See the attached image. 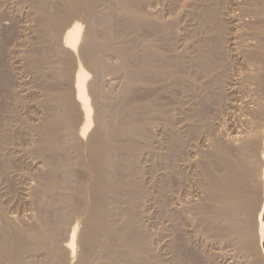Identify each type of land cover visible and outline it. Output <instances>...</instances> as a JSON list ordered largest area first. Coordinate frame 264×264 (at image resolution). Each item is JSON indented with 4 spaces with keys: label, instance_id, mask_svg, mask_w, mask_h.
<instances>
[{
    "label": "bare ground",
    "instance_id": "1",
    "mask_svg": "<svg viewBox=\"0 0 264 264\" xmlns=\"http://www.w3.org/2000/svg\"><path fill=\"white\" fill-rule=\"evenodd\" d=\"M7 1V0H6ZM9 1V0H8ZM29 1H31L32 2V6H33V8H31V9H33V10H35V15H32V14H30V13H32V11H29L30 13V18H31V15L32 16H34V19H30L29 21H30V23H27L26 24V22H25V29H27V31L29 30V32H30V30H32V29H34L33 31H35V29L37 30V31H40V32H42L43 33V35H44V41H50V38H52V41H54L55 40V42H54V44H52L53 46V49L54 50H49V46H46V43L44 44V45H42V46H45L46 47V49H47V47H48V49H47V51H45L44 49V52H46V54H48V53H50L49 51H54L55 52V50H57V52H55L54 54H55V56H56V53L58 54V58H56L55 56H54V54H53V56H52V58H51V56L49 57V56H45V58L47 59V58H51L50 59V63L52 64H48V62H47V64L50 66V68L53 66L54 67V65L56 64L55 62H56V60L54 61L53 60V57L54 58H56L57 59V61L59 62V63H61V64H63L64 66H62L63 68L58 72L61 76H63V77H65L66 78V82H67V79H68V85L66 86V87H64L62 90H57V87L55 88V89H53V88H47V87H50V85L52 86L53 84H50L49 86H46V82H45V86H46V90H45V92H44V94H43V92H40L42 95H43V98H45L44 97V95L46 96V98H45V102H46V105H47V110L49 111V114L48 113H46V114H48V116L46 117V118H43L42 119V117L45 115H43V116H39L38 117V121L37 122H35L34 123V126H33V131H35V133L38 135V138L36 139H34V137H33V139H34V142H38V145H37V152L39 153H37L39 156H44L45 158H46V163H48V169H46L43 173H41L40 175L38 174V173H35L34 171V173L35 174H31V173H33V172H28V174H27V172L25 173V176H26V174L27 175H30L31 176V182H28V180L27 181H25L24 182V176H23V179L22 178H19V180L20 179H22L21 181H23L24 183V185H25V183L27 182L28 184H29V186L28 187H25V188H23V189H26V190H29V188H30V190L31 191H29V192H32V190H33V192L34 191H36L37 193V197H39V194H40V197L38 198V199H35V198H33V196H30V195H33V193L32 194H30V193H27V191H26V193H27V196L24 198V199H26L27 201H29L31 204L33 203L34 204V206L32 207H30V205H29V208L27 207V206H24V207H27V208H23L24 210H26V209H28L29 210V212H28V210H27V212L25 213V214H27L28 213V220H27V222L29 221V220H31V219H29V218H32L33 219V221L35 222V225H33V226H31V227H28L27 225H28V223L25 221V220H23V218L25 217H23L22 218V220H23V222H21L22 224L24 223V222H26L27 223V225L25 224V226H27V227H24V226H21V223H19L20 221V214L23 212L24 213V211H23V209H21L22 210V212L20 213V214H17V213H15V215L14 214H11V215H9L8 213H10L9 211H5V210H7V207L5 206L4 208H2V205H1V203H3V202H0V210H1V212L2 213H4V216L6 217V219L5 220H7V221H4V220H1V218H0V225H3V223L4 222H6L5 224H7V225H3V226H5V227H3V226H1V232H0V264H18V262L19 263H21L22 261L24 262V264H26L25 262L27 261V258L28 257H26V261H24V260H22L21 261V259H24L25 258V256H29V254H31L29 257H35V259L34 260H32V261H34V263L35 264H116L115 263V256L117 255L118 256V254H123V255H127L126 257H128V262H130V263H132V264H159V263H157V262H155V261H152L151 259H149V257H150V255L148 254V252L150 253V251L151 252H153V249L152 248H149V246H151L149 243L150 242H147V240L149 241L150 239L149 238H151L152 237V235H153V233H151L152 235L150 236V237H147V231H145L146 233H143V232H139L138 234H137V236L135 237V238H133L134 236H131L130 238L128 237V234H130V232H129V229L131 228V223H133V222H131L130 220L133 218L132 217V214L134 213V212H139V211H132V206H134L135 204H139L140 205V203H136V201H137V198H138V196L140 195V194H143V193H145V192H147L149 189L148 188H146L147 190H145L142 186H144L143 184H147V183H145V181L142 183H140V184H142V185H140L139 183V185L137 184V183H134V178L130 181V182H125V181H123V179H120L119 177H118V174L120 173V170H119V166H116V164L117 163H115L117 160H116V158H117V156L119 155V153L120 152H123V153H125L126 152V154L128 155V156H133L135 153H136V151H137V148H138V146H136L135 144H133L132 142H130V141H121L120 140V137L122 136V135H136L137 137H139L138 136V134H144V132H145V130H144V128H143V126L139 123V121L137 120V119H141L140 117H139V115H141L142 116V114H139L138 115V117L139 118H137V119H131V118H134L133 116H131V118L129 117V115H127L130 119H128L127 117L126 118H124L123 117V114H124V111L122 112V109H120V108H118L120 105H123V103H121V101L119 102L120 104H118L117 102L118 101H116V103H114V105L115 104H118V106L117 105H115V106H117V109L114 111V110H111V111H109V114L110 115H112L113 117H114V120L115 121H113L112 122V120L110 121V122H112V124L111 125H109L106 121H98L97 123V125H95V121H94V118H95V116H94V113H95V110H96V108H98L97 107V105L95 106V102H94V99L95 100H97L98 98V100H100L99 102L100 103H98L99 105H100V107H106V104L108 103L107 101H108V95H107V93L108 92H105V90H104V88L102 87V85H101V83H99L97 80H95V77L96 76H98L99 74H100V76L102 75V74H104L105 75V73H99V72H97V71H99L100 70V68H103V66L105 65V62L107 61V60H109V59H107L105 62H104V60H103V58H107L106 57V55H102V54H105V53H102L103 51H106V50H113L114 48H115V40H117V39H115L114 40V37H112L113 39H112V41L110 40V39H107V41H111V42H109V43H106L105 41H100V40H98L97 38H96V36H95V34L97 35L99 32H100V29H99V32L98 33H96L95 31V28L96 27H92V29H91V27L90 26H87L86 24H85V22H87V21H90V22H96V24H101L103 21H102V19H103V17L105 16V13L103 14V11L102 10H100L99 8L101 7L100 5H99V3L101 4V3H103V6L102 7H104V3L105 4H110V5H112L113 6V8H115V10L117 11V13L118 14H122L123 15V17L126 19V21H128V23H131L132 25H134V27L136 26V27H142V25H145V24H149V23H151V26L153 25V22H151V19H152V16H154V15H152L151 13H149L148 11V13L147 12H144L142 9L143 8H141V1L140 0H29ZM145 1H147V0H145ZM144 1V2H145ZM166 1V0H165ZM164 1V2H165ZM169 1V0H168ZM171 1V0H170ZM177 1V0H176ZM183 1V0H182ZM185 1H187V0H185ZM189 1V0H188ZM197 1V0H196ZM195 1V2H196ZM202 1V0H201ZM200 1V2H201ZM211 1V0H210ZM209 1V2H210ZM222 1V0H221ZM231 1H233V4L235 5V6H233L234 8H236L235 10H238V13L234 10V8H232V10L233 11H235L236 13H233V11L231 12V13H233L231 16H230V18L232 19V24L233 23H235L234 21H236V23L235 24H239V26H241L240 28L242 29V33L244 34V41L242 42V41H240V42H242V44H240L239 45V47H238V51L236 50V52H237V57L235 58V60H231V61H237V59H238V62L236 63V65L237 64H245V65H247V67L245 68L246 70L245 71H240V69H239V71L240 72H238V71H236V72H233V74H229L228 72H227V70L226 69H228L229 70V67L227 68V67H225V65H226V63L224 64V62L226 61V58L222 61V58L225 56H222L223 54L222 53H219V55L221 54V60H219L218 58V60H216V57L217 56H214L213 55V57H215L214 59H212V58H210V57H207V62L206 61H204V62H206V63H204V62H202V63H204L203 64V66L201 67L202 68V70H204L205 71V73H207V74H205L207 77H208V74L210 75V74H213L212 75V77L215 75V73H216V75H222L221 77H223V75L224 74H227V80H226V82L225 83H227L226 85L228 86L227 88L229 89V92H230V94L232 93L233 95H236V91H237V93H238V89H240V91H239V93H241V94H239L238 96H235L236 97V101L234 102V100H233V102L234 103H232L233 105V111H231L230 113H232L233 112V116L232 117H234V121H235V118L237 119V121H239V119H241V116L242 115H247L245 112H247V111H245V110H247V109H245L244 110V106L246 107V108H248L249 107V105L248 104H251V103H254V106H255V108H257V107H259V104H260V101H261V98L258 96L259 94H258V92H259V90L261 89V87L264 85V0H231ZM3 2V1H2ZM163 2V1H162ZM179 2H180V0H179ZM194 2V3H195ZM198 2H199V0H198ZM203 2H205L206 3V1H203ZM208 2V1H207ZM213 2H215L214 0H213ZM217 2H219L218 0H217ZM226 2H227V0H226ZM229 2V1H228ZM5 3V2H4ZM18 4L20 3V2H17ZM23 3H24V1H23ZM155 3V2H154ZM153 3V4H154ZM157 3V2H156ZM187 3V2H186ZM193 3V4H194ZM212 3V2H211ZM221 3V2H220ZM219 3V4H220ZM223 4H224V2H222ZM222 3H221V5H222ZM16 4V3H15ZM18 4H16V5H18ZM21 4V3H20ZM31 4V3H30ZM165 4V3H164ZM167 4V3H166ZM180 4V3H179ZM178 4V5H179ZM189 4V3H188ZM188 4L186 5L185 4V7H184V11H186L185 10V8H186V6L187 7H190V6H188ZM196 4V3H195ZM194 4V6H196ZM202 4V3H201ZM201 4H198V5H201ZM204 4V3H203ZM214 4V3H213ZM227 5H229L228 3H226ZM1 5V4H0ZM7 5V4H6ZM13 5V4H12ZM27 5H29V4H27ZM98 5L100 6L99 8H98ZM145 5H147V3H145ZM149 5V4H148ZM168 5V4H167ZM181 5H184V4H181ZM206 5V4H205ZM204 5V6H205ZM209 5H211V4H209ZM231 5V4H230ZM5 6V5H4ZM24 6V5H23ZM30 6V5H29ZM31 6V7H32ZM106 6V5H105ZM108 6V5H107ZM152 6V5H151ZM162 6V5H161ZM171 6V5H170ZM213 7L212 8V10L211 11H209L211 8H209V7ZM211 6H206V7H208V8H206V9H208V12L210 13L211 12V14H213V13H216V9L214 8V5H211ZM217 6V5H216ZM6 7V6H5ZM25 7V6H24ZM111 7V6H110ZM143 7H146V6H143ZM148 7V6H147ZM154 7V6H153ZM157 7H158V5H157ZM182 7V6H181ZM192 7V6H191ZM190 7V8H191ZM197 8L198 7H200V6H196ZM203 7V6H202ZM202 7H200L201 8V10L199 11V12H201V11H205ZM222 7V6H221ZM226 7V6H225ZM225 7H223V8H225ZM229 6H227V11H228V9H230V8H228ZM4 8V7H3ZM150 8V7H149ZM152 8V7H151ZM150 8V9H151ZM162 8V7H161ZM190 8H188L189 10H190ZM192 8H194V7H192ZM205 8V7H204ZM217 8V7H216ZM1 9H2V7H1ZM13 9V8H12ZM19 9V8H18ZM20 9H21V7H20ZM19 9V10H20ZM23 9V8H22ZM27 9V8H26ZM112 9V8H111ZM149 9V10H150ZM153 9V8H152ZM152 9H151V11H152ZM155 9H159V12L160 11H162V9L160 10V8H155ZM203 9V10H202ZM218 9V8H217ZM104 10V9H103ZM107 10V9H106ZM146 10V9H145ZM180 10V9H179ZM195 11H197L196 9H194ZM199 10V9H198ZM216 10V11H215ZM27 11V10H26ZM111 11H114L113 9L111 10ZM192 11V10H191ZM194 11V12H195ZM207 11V10H206ZM213 11H215V12H213ZM219 12H220V7H219V10H218ZM223 11H226L225 9L223 10ZM10 12V11H9ZM12 13H13V10L11 11ZM105 12V11H104ZM107 12H109V11H107ZM106 12V13H107ZM115 12V11H114ZM162 12H164V11H162ZM190 12V11H189ZM189 12H187V13H189ZM193 12V11H192ZM192 12H191V14H189V15H192ZM193 12V13H194ZM198 12V14H200ZM208 12H206V14L208 13ZM213 12V13H212ZM222 12V11H221ZM5 13V12H4ZM22 13H23V11H22ZM21 13V14H22ZM34 13V12H33ZM161 13V12H160ZM175 13V12H174ZM178 13H180V11L178 12ZM186 13V14H187ZM197 13V12H196ZM203 13H205V12H203ZM218 13V12H217ZM16 14H18V13H16ZM20 14V13H19ZM20 14V16L22 17V15ZM28 14V13H27ZM28 14V15H29ZM110 14V13H109ZM112 14V13H111ZM111 14H110V16H111ZM115 14V13H114ZM113 14V15H114ZM163 14H165V13H163ZM181 14H183V13H181ZM219 14V13H218ZM218 14H216V16L218 15ZM221 14V13H220ZM12 15V14H11ZM28 15H26V18L28 19ZM108 15V14H107ZM152 15V16H151ZM161 14H159V16H160ZM166 15V14H165ZM176 15V14H175ZM210 15V14H209ZM208 15V17H209V19H211L210 17H212V16H209ZM223 15V17L225 16L224 14H222ZM227 15V14H226ZM4 16V15H3ZM10 16V15H9ZM7 17L8 19L10 18V17ZM13 17H12V19L16 16L15 15V12L13 13V15H12ZM20 16L19 17H17V19L18 18H20ZM28 16V17H27ZM115 16V15H114ZM119 16V15H118ZM163 16V15H162ZM170 16V15H169ZM174 16V15H173ZM184 16V15H183ZM194 16V15H193ZM197 16V15H196ZM195 16V17H196ZM201 16H204L203 14H202V12H201ZM206 16V15H205ZM219 16V15H218ZM1 17H2V15H1ZM0 17V18H1ZM109 17V16H108ZM108 17H107V19H108ZM166 17V16H165ZM172 17V16H171ZM186 17H187V15H186ZM191 17V16H190ZM227 17H229V15L227 16ZM111 18V20L109 19V21H111L112 22V16L110 17ZM121 18V19H120ZM162 18V17H161ZM181 18H182V16H181ZM188 18H189V16H188ZM193 18V17H192ZM197 18H198V16H197ZM197 18H194V21H195V19H197ZM200 18V17H199ZM217 18V17H216ZM220 18V17H219ZM218 18V19H219ZM222 18V17H221ZM11 19V18H10ZM9 19V20H10ZM107 19H104V20H107ZM114 19H115V17H114ZM119 19H120V22H124V21H121L122 20V17H121V15H120V17H119ZM187 19V18H186ZM186 19H185V22H186ZM190 19V18H189ZM189 19H187V21L189 20ZM218 19H217V21H214V20H216L215 19V16H213V18H212V20H213V22H211V23H214V22H217V25H218ZM231 19H229V20H231ZM2 20V19H1ZM7 21L6 20V22H5V24L3 25L5 28H9V27H6L5 25H7L10 21ZM14 20V19H13ZM12 20V21H13ZM22 19H20V21H21ZM37 21V23L38 24H36V25H34L35 24V22H34V24H33V22L32 21ZM118 20V19H117ZM154 20V19H153ZM161 20H163V19H161ZM160 20V21H161ZM166 20H167V18H166ZM169 20V19H168ZM167 20V21H168ZM176 20V19H175ZM184 19H182V21H183ZM192 20V19H191ZM199 20V19H198ZM208 20V18L206 19V20H204V21H207ZM211 20V21H212ZM221 20V19H220ZM225 20V19H224ZM18 21V20H17ZM24 21V20H23ZM27 21V20H26ZM155 21V20H154ZM171 21V20H170ZM200 21V20H199ZM221 21H223V19L221 20ZM228 21V20H227ZM1 22H3V21H1ZM22 22V21H21ZM21 22H19V23H21ZM28 22V21H27ZM101 22V23H100ZM107 22V21H106ZM106 22H103V23H105L106 24V26H107V24H108V22L106 23ZM117 22V24H114L113 26H116V25H118V22H119V20L118 21H116ZM180 22V21H179ZM184 22V23H185ZM196 22H197V20H196ZM208 23H209V20L207 21ZM207 22H206V24H207ZM11 23V22H10ZM13 23H14V21H13ZM12 23V25H15V24H13ZM114 23V22H113ZM159 23V22H158ZM172 23V22H171ZM182 23V22H181ZM194 23V22H193ZM192 23V24H193ZM210 23V24H211ZM220 23V22H219ZM225 22H223V24H224ZM89 25H90V23H88ZM94 24V23H93ZM92 24V25H93ZM95 24V25H96ZM98 24V25H99ZM125 23H123V25H124ZM127 24V23H126ZM156 24H157V22H156ZM160 24V23H159ZM159 24H157V25H159ZM163 25H164V21H163V23H162ZM166 24V23H165ZM167 24H168V22H167ZM178 24V23H177ZM187 24V23H186ZM198 24V23H197ZM197 24H195V25H197ZM204 24H205V22H204ZM209 24V25H210ZM222 24V23H221ZM221 24H219V30H221V27L220 26H222ZM229 24H230V22H229ZM232 24H230V25H232ZM12 25L10 26L11 28H12ZM88 27H86V26ZM104 25V24H103ZM109 26H111L112 28H113V26H112V23H109L108 24ZM128 25V24H127ZM156 25V26H157ZM169 25V24H168ZM172 25V24H171ZM182 25V24H181ZM184 26H185V24H183ZM190 24L188 23V25H186V26H189ZM194 24H193V26H195ZM225 26H227L226 24H224ZM223 25V26H224ZM2 26V25H1ZM0 26V27H1ZM7 26H9V24L7 25ZM24 26H22L23 28L22 29H24ZM105 26V25H104ZM120 26V25H119ZM129 26H131V25H129ZM167 26V25H166ZM170 26V25H169ZM184 26H182V27H184ZM208 26V24L206 25V27ZM212 25H210L209 26V28L211 27ZM213 26H214V24H213ZM222 26V27H223ZM234 26V25H233ZM3 27V28H4ZM18 27H20V26H18ZM103 27V26H102ZM131 27H133V26H131ZM135 27V28H136ZM149 27V26H148ZM153 27V26H152ZM159 27V26H158ZM163 27V26H162ZM164 27H165V25H164ZM163 27V28H164ZM190 27V26H189ZM2 28V27H1ZM87 28V29H86ZM105 28V27H104ZM109 27H107L106 28V30L108 29ZM115 28V27H114ZM113 28V29H114ZM123 28H124V26H123ZM129 28V27H128ZM134 28V29H135ZM143 28V27H142ZM142 28H141V31H142ZM145 29L143 30V32L147 29V27H144ZM154 28V27H153ZM168 27H166V29H167ZM176 28H177V26H176ZM213 29H211L212 30V32H213V30L215 31V27H212ZM224 28V27H223ZM237 28V27H236ZM16 29V28H15ZM24 29V30H25ZM102 29V28H101ZM113 29H111V28H109V30H110V32H111V30L113 31ZM132 29V28H131ZM156 29V28H155ZM159 29V28H158ZM162 29V28H161ZM165 29V28H164ZM164 29H162V30H164ZM190 29V28H189ZM193 29H194V27H193ZM192 29V30H193ZM197 29V28H196ZM208 29V28H207ZM217 30H218V26H217V28H216ZM231 29V28H230ZM238 29H239V27H238ZM240 29V30H241ZM1 30V29H0ZM5 30V29H4ZM6 30H8V29H6ZM6 30L4 31V32H6ZM116 30V29H115ZM118 30H119V28H118ZM123 30V29H122ZM125 30H126V28H125ZM124 30V31H125ZM168 30V29H167ZM184 29L182 28V31H183ZM187 30H188V28H187ZM209 30V29H208ZM208 30H207V32H208ZM228 30H229V28H228ZM227 30V31H228ZM235 30V29H234ZM239 30V31H240ZM1 31H3V30H1ZM9 31V30H8ZM19 31V30H18ZM98 31V30H97ZM104 31H105V29H104ZM126 31H128V30H126ZM129 31H130V28H129ZM131 31H133V30H131ZM135 31V30H134ZM138 31H139V29H138ZM141 31H140V33H141ZM149 31V30H148ZM147 31V32H148ZM151 31H153L152 29H151ZM155 31H157V30H155ZM165 31V30H164ZM174 31V30H173ZM184 31H186V30H184ZM188 31H190V30H188ZM187 31V32H188ZM210 31V30H209ZM239 31L238 32H236V33H239ZM17 32V31H16ZM24 32H26V31H24ZM120 31H118V33H119ZM137 32V31H136ZM177 32V31H176ZM187 32H185V33H187ZM192 32V31H191ZM193 32H195V31H193ZM211 32V33H212ZM225 32V31H224ZM232 32V31H231ZM20 33V32H19ZM28 33V32H27ZM27 33L26 34H24V35H27ZM31 33V32H30ZM116 33V32H115ZM130 33V32H129ZM134 33V32H133ZM149 33V32H148ZM168 33V32H167ZM166 33V34H167ZM190 33V32H189ZM199 33V32H198ZM200 33H201V31H200ZM210 33V34H211ZM220 34L218 31H216V33H214V35L215 34ZM226 33V32H225ZM225 33H223L224 35H225ZM228 33V32H227ZM233 33H234V31H233ZM232 33V34H233ZM29 34V33H28ZM32 34H34V33H32ZM101 34V33H100ZM110 34V33H109ZM121 35H123L122 33H120ZM120 34H118V38H119V35ZM125 34V33H124ZM132 34V33H131ZM143 34V33H142ZM146 34V33H145ZM145 34H143V35H145ZM157 34V33H156ZM155 34V35H156ZM160 34V33H159ZM174 34V33H173ZM240 34H241V32H240ZM37 35V34H36ZM42 35V34H41ZM108 35V34H107ZM136 35V34H135ZM138 35H141V34H138ZM171 35V34H170ZM169 35V36H170ZM185 35V34H184ZM187 35H188V33H187ZM198 35H200V34H198ZM228 35H230V31H229V34H227V37H228ZM237 35V34H236ZM16 36V35H15ZM19 36V35H18ZM21 36V35H20ZM40 36V35H39ZM99 36V35H98ZM101 36V35H100ZM132 36V35H131ZM134 36V35H133ZM146 36H147V34H146ZM146 36H144V38L146 37ZM180 36H181V34H180ZM192 36V35H191ZM210 36H212V35H210ZM217 36V35H216ZM215 36V37H216ZM219 36V35H218ZM217 36V37H218ZM221 36V35H220ZM231 36V35H230ZM240 36V35H239ZM23 37V36H22ZM22 37H20V38H22ZM25 37H28V39L30 38L29 36H25ZM37 37H38V35H37ZM42 37V36H41ZM124 37V36H123ZM148 37V36H147ZM151 37V36H150ZM187 37L189 38V36H186V37H184V39H187ZM195 37V36H194ZM193 37V38H194ZM221 37H225V36H221ZM227 37H225V40H227L226 38ZM16 38V37H15ZM20 38H18L19 40H20ZM40 38V37H39ZM43 38V37H42ZM127 38V37H126ZM144 38H141V40L142 39H144ZM173 38V37H172ZM176 38H178V37H176ZM191 38V37H190ZM197 38V37H196ZM204 38V37H203ZM211 38V37H210ZM219 38L220 37H218V40H219ZM234 38V37H233ZM6 39V38H5ZM23 39V38H22ZM26 39V38H25ZM35 39V38H34ZM33 39V40H34ZM54 39V40H53ZM125 39V38H124ZM128 39V38H127ZM126 39V40H127ZM149 39V38H148ZM157 39H158V37H157ZM199 39V38H198ZM205 39H207V37L205 38ZM204 39V40H205ZM209 39V38H208ZM217 39V38H216ZM235 39V38H234ZM236 39H237V37H236ZM39 40V39H38ZM40 40H42V39H40ZM103 40V39H102ZM118 40H120V39H118ZM122 41H123V39H121ZM131 40V39H130ZM159 40V39H158ZM189 40H191V39H189ZM200 40V39H199ZM229 40V39H228ZM227 40V41H228ZM238 40V39H237ZM240 40V39H239ZM24 41V40H23ZM26 41H28L27 39H26ZM25 41V42H26ZM121 41V42H122ZM127 41H129V40H127ZM126 41V42H127ZM143 41V43L145 42L144 40H142ZM164 41V40H163ZM170 41V40H169ZM179 41V40H178ZM187 41H188V39H187ZM186 41V42H187ZM210 41V43H209V45L211 44V40H209ZM217 41V40H216ZM221 41H223L224 42V40L221 38ZM226 41V42H227ZM229 41H232V40H229ZM9 42V41H8ZM12 42V41H11ZM29 42V41H28ZM118 42V41H117ZM125 42V41H124ZM130 42H132V41H130ZM134 42V41H133ZM149 42H150V40H149ZM160 42V41H159ZM165 42V41H164ZM170 42H174V41H170ZM183 42V41H182ZM190 41H188V43H189ZM221 43L220 41H217V43ZM225 42V43H226ZM237 42H239V41H237ZM16 43V42H15ZM14 43V44H15ZM19 43V42H18ZM33 43V42H32ZM39 43V42H38ZM120 43V42H119ZM128 43V45H129V42H127ZM126 43V44H127ZM140 43V42H139ZM148 43V42H147ZM152 43H154L153 41H152ZM151 42L150 43H148L149 45L150 44H152ZM157 43V42H156ZM166 43V42H165ZM184 43V42H183ZM192 43H195V42H192ZM196 43H198V42H196ZM200 43V42H199ZM202 43H205V42H202ZM208 43V41L206 40V43H205V45ZM216 43V42H215ZM214 43V44H215ZM233 44L235 43L234 41L232 42ZM23 44V43H22ZM29 44V43H28ZM27 44V45H28ZM37 44V43H36ZM117 44V43H116ZM125 44V43H124ZM126 44H125V46H126ZM133 44V46L135 45V43H132ZM145 44H146V42H145ZM145 44H142V45H144V46H147V48L146 49H148V45H145ZM157 44H159V43H157ZM156 44V45H157ZM182 44V43H181ZM213 43L211 44V45H213L214 47H216L217 45H214ZM232 44V45H233ZM236 44V43H235ZM2 45V44H1ZM33 45V44H32ZM39 45V44H38ZM37 45V46H38ZM121 45H123V43L121 44ZM155 45V44H154ZM163 45V44H162ZM165 45V44H164ZM190 45V44H189ZM193 45V44H192ZM191 45V46H192ZM204 45V44H203ZM208 45V44H207ZM210 45V47H212ZM237 45H238V43H237ZM236 45V46H237ZM14 46V45H13ZM18 46V45H17ZM40 46V45H39ZM140 46H141V44H140ZM158 46V45H157ZM156 46V47H157ZM170 46V45H169ZM185 46V45H184ZM188 46V45H187ZM194 46V45H193ZM220 46H221V44H220ZM224 46V48L222 47V49L224 50L225 49V45H223ZM2 47V46H1ZM15 47V46H14ZM18 47H20V46H18ZM44 47V48H45ZM123 47V46H122ZM130 47H132V45L130 46ZM151 49L149 50L150 52L146 55V56H144V58H146V60H147V62H148V64H149V62L151 61L152 62V60L154 61V57H155V59L157 58L158 59V57H156V55L157 56H159V54H160V52H159V50L155 47V46H153V45H151V46H149ZM195 47H196V45H195ZM203 47V46H202ZM205 47H207V46H205ZM214 47H212L213 48V50H214V53H217V52H220V51H217V49L218 48H220V47H216V49H214ZM231 47V46H230ZM234 47H235V45H234ZM17 48V47H16ZM126 48V47H125ZM133 48H135V47H133ZM140 48H143V46L142 47H140ZM162 48V47H161ZM167 48V47H166ZM169 48V47H168ZM172 48V47H171ZM183 48V47H182ZM186 48V47H185ZM184 48V49H185ZM190 48V47H189ZM192 48V47H191ZM198 48H199V46H198ZM204 48V47H203ZM209 47H207V49H208ZM233 48V47H232ZM11 49V48H10ZM19 49V48H18ZM30 49V48H29ZM126 49H128L129 50V52H128V50H124V53L126 54V52H127V54H129L131 51H130V49L127 47ZM137 49V48H136ZM145 49V50H146ZM180 49V48H179ZM195 49V48H194ZM201 49V48H200ZM234 49V48H233ZM233 49H231L230 50V52H232V50ZM236 49H237V47H236ZM16 50V49H15ZM32 50V49H31ZM31 50L29 51V52H31ZM37 50H40V49H38L37 48ZM117 50V49H116ZM138 51H139V49H137ZM136 50V52H137V54H138V51ZM144 50V49H143ZM162 50H164V49H162ZM169 50V49H168ZM186 50V49H185ZM193 50V49H192ZM201 50H205V48L204 49H201ZM200 50V51H201ZM209 50V49H208ZM210 50H212V49H210ZM218 50H220V49H218ZM221 51V52H225V51ZM226 50V49H225ZM2 51V50H1ZM4 51V50H3ZM28 51V50H27ZM33 51L36 53V51H35V48L33 49ZM114 51V50H113ZM118 51H119V49H118ZM121 51V50H120ZM132 51H134V49L132 50ZM169 51H173V50H169ZM190 52H192L191 50H189ZM194 51V50H193ZM206 51V54H208V51L207 50H205ZM204 51V52H205ZM215 51H217V52H215ZM25 52V51H24ZM38 52V51H37ZM42 52V51H41ZM116 52V51H115ZM123 52V51H122ZM139 52H141V51H139ZM189 52V53H190ZM195 52H197L198 53V51H197V48H196V50H195ZM204 52H202L201 51V53H204ZM212 52V51H211ZM227 52V51H226ZM236 52H234V54L236 53ZM22 53V52H21ZM26 53V52H25ZM28 53V52H27ZM32 53V52H31ZM53 53V52H52ZM114 53V52H113ZM113 53H111V54H113ZM119 53V52H118ZM173 53V52H172ZM185 53H187V52H184V54ZM196 53V54H197ZM200 53V54H201ZM210 53V52H209ZM39 54V56H40V53H38ZM51 54V53H50ZM106 54H107V52H106ZM164 54H165V52H164ZM176 54V53H175ZM194 54V53H193ZM192 53H191V55H193ZM195 54V55H196ZM200 54L198 55L199 57H201L202 55H204V54H201V56H200ZM204 55V57L205 56H207V55ZM210 54H212V53H210ZM218 54V53H217ZM227 54V53H226ZM233 54V53H232ZM16 55V54H15ZM37 54H33V55H30V57H29V59L27 58V61L29 60V62L28 63H30V65H31V67L33 68V67H37L38 68V63H39V59H38V56H36ZM115 55V54H114ZM117 55H119V54H117ZM122 55H123V53H122ZM136 55V54H135ZM139 55V54H138ZM137 55V56H138ZM141 55H143V54H141L140 53V56ZM170 55V54H169ZM178 55V54H177ZM216 55V54H215ZM231 55V54H230ZM230 55H227L228 57L230 56ZM18 56V55H17ZM23 56V55H22ZM43 56V57H44ZM120 56V55H119ZM125 56V55H124ZM132 56V55H131ZM164 56H166V55H161V57H164ZM181 56H183V54L181 55ZM185 56V55H184ZM208 56H209V54H208ZM211 56V55H210ZM234 56V55H233ZM13 57V56H12ZM28 57V56H27ZM42 57V58H43ZM109 57V56H108ZM110 57H113V55L112 56H110ZM109 57V58H110ZM117 57V56H116ZM122 57V56H121ZM121 57H120V60H121ZM135 57V56H134ZM170 57V56H169ZM190 57H192V56H190ZM194 57H196V56H194ZM194 57H193V59H194ZM204 57L202 58V59H204ZM227 57V58H228ZM123 58V60H124V57H122ZM133 58V57H132ZM143 58V57H142ZM141 58V59H142ZM174 58V57H173ZM172 58V59H173ZM176 58V57H175ZM185 58V57H184ZM189 58V57H188ZM188 58H185V59H188ZM232 58V57H231ZM233 58V59H234ZM156 59V60H157ZM161 59H163V58H161ZM165 59V58H164ZM169 59V58H168ZM171 59V58H170ZM177 59H178V57H177ZM192 59V58H191ZM198 59H200V58H198ZM201 59V61H203ZM229 59V58H228ZM227 59V60H228ZM5 60V59H4ZM23 60V59H22ZM25 62H26V57H25ZM135 60H136V57H135ZM144 61H146L145 59H143ZM184 59L182 58V61H183ZM189 60V59H188ZM196 60H197V58L195 59V62H196ZM205 60V59H204ZM1 61V60H0ZM44 61H46V60H44ZM51 61H53L55 64H53V62H51ZM122 61V60H121ZM132 61V60H131ZM160 60H158V62H159ZM175 61H177V60H175ZM180 61V60H179ZM178 61V62H179ZM187 61V60H186ZM190 62H192L191 60H189ZM229 62V64H231V61L230 60H228ZM17 62V61H16ZM23 62V61H22ZM108 62H110V64L111 63H113V62H111L110 60L108 61ZM108 62H106V63H108ZM120 62V61H119ZM125 62V61H124ZM130 62V61H129ZM135 62H137V61H135ZM138 62H140L139 60H138ZM161 62V61H160ZM159 62V63H160ZM183 62H185V60L183 61ZM182 62V63H183ZM195 62H192V64H194ZM200 62V61H199ZM5 63V62H4ZM18 63V62H17ZM24 63V62H23ZM45 62H43V63H40L41 64V66L44 64ZM121 63V62H120ZM126 63H128V62H126ZM133 63V62H132ZM142 63H143V61H142ZM141 63V64H142ZM153 63V65L155 66V64L154 63H156L155 61L154 62H152ZM159 63H156V64H159ZM164 63V62H163ZM170 63V62H169ZM181 63V64H182ZM187 62H185L184 64H186ZM189 63V62H188ZM16 64V63H15ZM19 64V63H18ZM60 64V65H61ZM114 65H115V62L113 63ZM123 64V63H122ZM121 64V65H122ZM137 64V63H136ZM141 64H139V66L141 65ZM144 64V63H143ZM147 64V63H146ZM145 64V65H146ZM161 64V63H160ZM167 64V63H166ZM165 64V65H166ZM171 64V63H170ZM173 64V63H172ZM180 64V65H181ZM184 64H182V65H184ZM191 64V63H190ZM191 64V65H192ZM201 64V63H200ZM10 65V64H9ZM14 65V64H13ZM12 65V66H13ZM17 65V64H16ZM24 65V64H23ZM23 65H21V67L23 66ZM27 65V64H26ZM25 65V66H26ZM59 65V66H60ZM107 66L109 65V64H106ZM113 65V66H114ZM149 65H151L152 67H153V65L150 63ZM148 65V66H149ZM165 65H164V67H165ZM174 65V64H173ZM172 65V66H173ZM188 65V64H187ZM190 65V66H191ZM228 65V64H227ZM232 65H234L235 66V62H234V64L232 63L231 64V66ZM242 65H240V67L242 66ZM244 65V66H245ZM18 66H20V65H18ZM24 66V67H25ZM56 66L57 65H55V69H56ZM112 66V67H113ZM116 67H115V69L114 70H116V68H117V66L118 65H115ZM120 66V65H119ZM132 66H133V64H132ZM151 66H149V70L150 71H152L151 69H150V67ZM158 66V65H157ZM156 66V67H157ZM168 66L169 67H172L171 65H169L168 64ZM189 66V67H190ZM193 66V65H192ZM192 66L190 67V68H192ZM195 67H196V64L194 65ZM230 66V67H231ZM244 66H242L243 67V69L242 70H244ZM28 67H29V65H28ZM106 67V66H105ZM108 67H110V65L108 66ZM107 67V68H108ZM121 67V66H120ZM125 67V66H124ZM128 67H129V65H128ZM131 67V66H130ZM142 67H143V65H142ZM142 67H140V68H142ZM151 67V68H152ZM174 67H175V65L171 68L172 70H174ZM188 67V69H190ZM194 67V68H195ZM197 67H199V65L197 66ZM196 67V68H197ZM236 67V66H235ZM239 67V68H240ZM5 68V67H4ZM27 68V67H26ZM46 69L45 70H47L48 68L47 67H45ZM119 68V67H118ZM117 68V69H118ZM123 68V67H122ZM135 68V67H134ZM133 68V69H134ZM154 68V67H153ZM177 68V67H176ZM178 68H179V66H178ZM185 68H186V65H185V67H184V70H185ZM200 68V67H199ZM200 68V69H201ZM233 68V67H232ZM231 68V69H232ZM237 68V67H236ZM235 68V69H236ZM25 69V68H24ZM54 69V70H55ZM109 69V68H108ZM112 69V68H111ZM124 69V68H123ZM129 69H131V68H128V70ZM136 69V68H135ZM143 69V68H142ZM142 69H140L141 70V72H142ZM146 70H147V67L145 68ZM144 69V70H145ZM166 69V68H165ZM169 69V68H168ZM181 69H182V66H181ZM180 69V70H181ZM187 69V70H188ZM230 69V70H231ZM234 69V68H233ZM18 70V69H17ZM23 70V69H22ZM27 70L29 71V68H27ZM27 70H25L26 72H28ZM40 69H38V72H40L41 71V73H43L44 74V72L42 71V70H40ZM49 70H51V69H49ZM49 70H47V71H49ZM53 70V69H52ZM102 70V69H101ZM104 70V69H103ZM105 70H107L106 68H105ZM104 70V71H105ZM125 70V69H124ZM127 70V69H126ZM140 70H138L137 72H139ZM143 70V71H144ZM164 70V69H163ZM163 70H161V71H163ZM172 70H171V73H172ZM198 70V72L200 71L199 69H197ZM197 70L195 71V70H191L190 69V71L192 72V71H195V72H197ZM200 71V72H203V71ZM31 72H32V70H30ZM46 71V72H47ZM110 71H113V70H110ZM118 71H119V69H118ZM120 71H123V70H121L120 69ZM136 71V70H135ZM134 71V72H135ZM156 71V70H155ZM154 71V72H155ZM181 71H183V70H181ZM235 71V70H234ZM22 72V71H21ZM20 72V73H21ZM25 72V73H26ZM37 72V71H36ZM53 72V71H52ZM57 72V71H56ZM95 72H97V75L96 74H94V75H96V76H94L93 75V73H95ZM116 72V71H115ZM115 72H114V74H115ZM125 72V71H124ZM131 72V70H129V72H126V73H130ZM148 72V71H147ZM164 72V71H163ZM178 72V71H177ZM195 72H192L193 74H196ZM225 72V73H224ZM231 72V71H230ZM23 73H24V71H23ZM49 73H50V71H49ZM99 73V74H98ZM118 73V72H117ZM149 73V72H148ZM170 73V74H171ZM173 73H174V71H173ZM187 73V72H186ZM185 73V74H186ZM192 73H191V75H192ZM221 73V74H220ZM28 74H29V72H28ZM32 74V73H31ZM34 74H36L35 73V71H34ZM39 74V73H38ZM43 74H42V77H44L43 76ZM46 74V73H45ZM135 74V73H134ZM137 74V77H139L138 76V73H136ZM142 74H144V72L142 73ZM158 74V73H157ZM177 74V73H176ZM182 74V73H181ZM188 74H189V72H188ZM188 74H186V75H188ZM24 75V74H23ZM37 75V74H36ZM50 75V74H49ZM110 75V74H109ZM118 75V74H117ZM120 75V74H119ZM124 75H126V74H124ZM130 75V74H129ZM164 75V74H163ZM169 75V74H168ZM175 75V74H174ZM190 75V74H189ZM190 75V76H191ZM197 75H198V73H197ZM9 76H10V74H9ZM25 76V75H24ZM48 75H46V77H47ZM51 76V75H50ZM50 76H48V77H50ZM54 76H56V75H54ZM54 76L53 77H51L50 79H52V78H54ZM59 76V75H58ZM111 76V75H110ZM142 76H144V75H142ZM147 76V75H146ZM152 76V75H151ZM183 76H184V74H183ZM182 76V77H183ZM194 76H196V75H194ZM202 77H203V75H201ZM225 76V75H224ZM21 77V76H20ZM36 77V76H35ZM34 77V78H35ZM41 77V76H40ZM60 77V76H59ZM101 77H103V76H101ZM106 77V76H105ZM105 77H103V78H105ZM114 77V76H113ZM118 77V76H117ZM127 77V76H126ZM125 77V78H126ZM129 77V76H128ZM135 78V80H137L138 78ZM140 77H141V74H140ZM148 77H150V75H148ZM186 77V76H185ZM193 77V76H192ZM201 77V78H202ZM210 77V76H209ZM215 77V76H214ZM218 76H216L215 78H217ZM220 76H219V78H221ZM10 78V77H9ZM17 78H19V77H17ZM24 78V77H23ZM39 78V77H38ZM99 78V77H98ZM102 78V79H103ZM154 78V77H153ZM152 78V79H153ZM167 78V77H166ZM180 78H181V75H180ZM184 78V77H183ZM195 78H197V76L196 77H193L192 79H195ZM201 78H199V79H201ZM211 78V77H210ZM37 79V78H36ZM42 79V78H41ZM46 79V78H45ZM97 79V78H96ZM101 79V80H102ZM106 79V78H105ZM107 79H109V78H107ZM127 79V78H126ZM130 77H129V79H128V83L130 82ZM132 79H133V77H132ZM131 79V81H133ZM143 79V78H142ZM175 79V78H174ZM185 79V78H184ZM191 79V77L189 78V76L188 77H186V83L188 82V83H192V80ZM199 79H197V80H199ZM212 79H214V78H212ZM224 79H226V78H224ZM9 80V79H8ZM15 80V79H14ZM43 80H44V78H43ZM47 80H49L48 78H47ZM110 80L111 79H109V81L108 82H106L107 84L110 82ZM134 80V81H135ZM139 80H140V78H139ZM144 80V79H143ZM147 80V79H146ZM151 80V79H150ZM181 80H182V78H181ZM184 80V81H185ZM205 80H207V78L205 79ZM216 80V79H215ZM222 80V79H221ZM220 80V81H221ZM7 81V80H6ZM10 81V80H9ZM16 81V80H15ZM19 81H22V79L21 80H19ZM18 80H17V83L19 82ZM40 82H43V81H41V80H39ZM45 81V80H44ZM52 81V80H51ZM59 81V80H58ZM62 81V80H61ZM100 81V80H99ZM117 81V80H116ZM138 81V80H137ZM142 81V80H141ZM148 81V80H147ZM152 81V80H151ZM196 81V80H195ZM203 81V80H202ZM209 80H207V82H208ZM211 81V80H210ZM210 81H209V83H210ZM228 81V82H227ZM39 82V83H40ZM48 82H50V81H48ZM53 83H54V81H52ZM55 82H56V80H55ZM101 82V81H100ZM102 82H104V79H103V81ZM104 82V83H105ZM121 82H123L122 81V79H121ZM127 82V81H126ZM136 82V81H135ZM140 82V81H139ZM143 82V81H142ZM177 82V81H176ZM175 82V83H176ZM194 82V81H193ZM197 82V81H196ZM213 82V81H212ZM215 82V81H214ZM217 82V81H216ZM215 82V83H216ZM218 82H219V80H218ZM20 83V82H19ZM36 83H38L37 81H36ZM105 83V84H106ZM113 83V82H112ZM127 83V84H128ZM152 83V82H151ZM185 83V84H186ZM199 83H201L200 85H203L202 84V82H200L199 81ZM224 83V84H225ZM21 84V83H20ZM41 84H44V82L43 83H41ZM49 84V83H48ZM54 84H56V83H54ZM103 84V83H102ZM105 84H103V85H105ZM107 84L105 85V86H107ZM109 84H111V83H109ZM108 84V86H110L111 87V85H109ZM114 84V83H113ZM120 84V83H119ZM122 84V83H121ZM126 84V83H125ZM173 84V83H172ZM178 84V83H177ZM182 84V83H181ZM184 84V85H185ZM205 84V83H204ZM218 84L219 83H217V85L216 86H218ZM221 84V83H220ZM244 84H247L250 88H252V89H254V91L257 93V94H255V92H253V94H255L256 96H254V97H252V95L251 94H249V92H241L242 90H241V88H243L242 86L244 85ZM4 85V84H3ZM18 85V84H17ZM124 85V84H123ZM129 85V84H128ZM135 85V84H134ZM147 85V84H146ZM166 85V84H165ZM197 85V84H196ZM199 85V84H198ZM212 85H213V83H212ZM222 85V84H221ZM221 85H219V87H222ZM25 86V85H24ZM33 86H35V85H33ZM44 86V85H43ZM108 86L107 87H105V88H107V89H110V88H108ZM121 86V85H120ZM130 87L132 86V85H129ZM143 86V85H142ZM186 86V85H185ZM187 86H189V84L187 85ZM186 86V88H188ZM193 86V84L190 86V87H192ZM244 86H246V85H244ZM8 87V86H7ZM21 87V86H20ZM20 87H18V89L20 88ZM61 87V86H60ZM133 88H134V86H132ZM138 87H139V85H138ZM165 88H167L166 86H164ZM181 87V86H180ZM179 87V88H180ZM194 88V90H195V86H193ZM197 87V86H196ZM200 87V86H199ZM203 87H204V85H203ZM213 87V88H212ZM211 87V89H214V87L215 86H212ZM249 87H247V88H245L246 90L247 89H249L250 90V88ZM11 88V87H10ZM34 88H36V87H34ZM41 88H43V87H41ZM45 88V87H44ZM43 88V89H44ZM144 87H141V89H143ZM185 88V89H186ZM201 88H202V86H201ZM206 88H207V86H206ZM222 88H224V86L222 87ZM13 89H15V88H13ZM12 89V90H13ZM16 89H17V87H16ZM33 89V88H32ZM106 89V91H109V90H107ZM130 89V88H129ZM183 89V88H182ZM197 89H198V87H197ZM217 89H218V87H217ZM225 89H226V86H225ZM251 89V90H252ZM22 90V89H21ZM20 90V91H21ZM31 90V89H30ZM113 90V89H112ZM111 89H110V91H112ZM137 90V89H136ZM177 90V89H176ZM190 90H192V89H190ZM190 90H189V93L191 94V92H190ZM202 90V89H201ZM215 90V89H214ZM263 90H264V88H263ZM19 91V90H18ZM23 91H24V88H23ZM22 91V92H23ZM118 91H119V89H118ZM143 91V90H142ZM141 91V92H142ZM145 91V90H144ZM146 91H147V89H146ZM181 91V90H180ZM183 91V90H182ZM199 91V89L197 90V92ZM244 91V90H243ZM248 91V90H247ZM253 91V90H252ZM5 93H6V91H4ZM16 92V91H15ZM27 92V91H26ZM120 92V91H119ZM132 92H134V91H132ZM138 92V91H137ZM188 92V91H187ZM186 92V93H187ZM196 92V93H197ZM205 91H203V94H205L204 93ZM217 92H219L218 90H217ZM221 92V91H220ZM219 92V93H220ZM251 92V91H250ZM264 92V91H263ZM14 93V92H13ZM28 93V92H27ZM34 93V92H33ZM112 93V92H111ZM118 93V92H117ZM139 93V92H138ZM149 93V92H148ZM172 93V92H171ZM180 93V92H179ZM188 93V94H189ZM192 93H195V92H193V90H192ZM199 93H200V91H199ZM218 93V94H219ZM222 93V92H221ZM220 93V94H221ZM14 94H16V93H14ZM29 94H30V92H29ZM113 94V93H112ZM119 94V93H118ZM181 94V93H180ZM188 94H187V96H188ZM189 94V95H190ZM198 94V93H197ZM206 94H208V91H207V93ZM214 94H215V92H214ZM213 94V95H214ZM219 94V95H220ZM17 95V94H16ZM24 95V94H23ZM38 95V94H37ZM41 95V96H42ZM109 95H111L110 94V92H109ZM115 95V94H114ZM113 95V96H114ZM176 95V94H175ZM182 95V94H181ZM201 95H202V91H201ZM201 95H196V96H198V98H199V96H201ZM219 95H218V97H219ZM227 95V94H226ZM229 95V94H228ZM227 95V96H228ZM32 96V95H31ZM31 96H29V97H31ZM40 96V97H41ZM123 96V95H122ZM121 96V97H122ZM178 96V95H177ZM195 95H193V97L195 98L194 100H196V97ZM204 96V95H203ZM205 96H207V97H205V99L206 100H208V95H205ZM215 96V95H214ZM217 96V95H216ZM220 96H223V95H220ZM232 96V95H231ZM14 97V96H13ZM19 97V96H18ZM28 97V98H29ZM112 97V96H111ZM118 97V96H117ZM150 97V96H149ZM172 97V96H171ZM192 97V96H191ZM192 97V98H193ZM217 97V98H218ZM224 97V96H223ZM222 97V98H223ZM229 97H230V95H229ZM27 98V99H28ZM42 98V97H41ZM110 98V97H109ZM118 98H120V96L118 97ZM173 98V97H172ZM189 98H190V96H189ZM203 98V97H202ZM209 98H210V100L212 99L210 96H209ZM221 98V97H220ZM225 98V97H224ZM228 98V97H227ZM112 99H114V98H112ZM121 99V98H120ZM124 99V98H123ZM180 99V98H179ZM213 99H215V97L213 98ZM230 99V98H229ZM234 99V98H233ZM32 100V99H31ZM38 100V99H37ZM44 100V99H43ZM110 100H111V98H110ZM109 100V101H110ZM133 100V99H132ZM159 100V99H158ZM161 100V99H160ZM185 100V99H184ZM193 100V99H192ZM191 100V101H192ZM193 100V101H194ZM199 100H203V99H199ZM205 100V101H206ZM217 100V99H216ZM225 100V99H224ZM232 100V99H231ZM231 100H230V102H231ZM251 100V101H250ZM34 101H36V100H34ZM33 101V102H34ZM123 101V100H122ZM189 101H190V99H189ZM190 101V102H191ZM192 101V102H193ZM198 101V100H197ZM197 101H195L194 102V104L197 102ZM204 101V102H205ZM213 101V100H212ZM221 101V100H220ZM222 101H223V99H222ZM226 101V100H225ZM224 101V102H225ZM263 101V100H262ZM12 102V101H11ZM20 102V101H19ZM38 102H39V100H38ZM107 102V103H106ZM110 102H114V101H110ZM132 102V101H131ZM137 102H139L138 100H137ZM169 102V101H168ZM183 102V101H182ZM187 102V101H186ZM203 102V101H202ZM207 102H209V101H207ZM214 102V101H213ZM228 102V101H227ZM226 102V103H227ZM246 102H247V104H246ZM251 102V103H250ZM36 103V102H35ZM44 103V102H43ZM125 103V102H124ZM134 103V102H133ZM149 103V102H148ZM171 103V102H170ZM184 103V102H183ZM217 103H219V102H217ZM221 103V102H220ZM112 104V103H111ZM126 104H129V106L130 105H132V104H130V103H126ZM185 104H187V103H185ZM205 104V103H204ZM208 104V103H207ZM225 104V103H224ZM231 104V103H230ZM248 105V107L246 106V105ZM25 105V104H24ZM114 105H113V107H114ZM125 105V104H124ZM123 105V106H124ZM149 105H150V103H149ZM148 105V106H149ZM168 105V104H167ZM166 105V106H167ZM172 105V104H171ZM180 105H181V102H180ZM188 105V104H187ZM191 105H193V103L191 104ZM196 105V104H195ZM198 105L200 106V104L198 103ZM210 105V104H209ZM212 105V104H211ZM215 105V104H214ZM15 106V105H14ZM109 106V105H108ZM108 106H107V108H108ZM126 106V105H125ZM125 106H124V108H125ZM133 108L136 110V108H143L142 106H144V105H139V104H136V103H134L133 105ZM161 106H163V104L161 105ZM186 106V105H185ZM194 106V105H193ZM192 106V107H193ZM197 106V105H196ZM201 106H202V104H201ZM206 106V104L204 105V108H206L205 107ZM215 106H217V104L215 105ZM221 106V105H220ZM226 105H224V107H225ZM227 106H228V104H227ZM252 106H253V104H252ZM253 106V107H254ZM257 106V107H256ZM110 107V106H109ZM112 107V106H111ZM110 107V108H111ZM120 107H122V106H120ZM176 107V106H175ZM182 107H184V106H182ZM187 107H189V106H187ZM217 107H219V106H217ZM229 107H231V106H229ZM3 108V107H2ZM34 108V107H33ZM32 108V109H33ZM124 108H123V110H124ZM145 108H147V107H145ZM149 108V107H148ZM160 108V107H159ZM163 108H164V106H163ZM166 108V107H165ZM168 108V107H167ZM171 108V107H170ZM184 108H186V107H184ZM191 108V107H190ZM195 108V107H194ZM200 108V107H199ZM202 108V107H201ZM212 108V107H211ZM211 108H209L210 110H211ZM216 108V107H215ZM221 108H223V105H222V107H220L219 109H221ZM18 109H19V107H18ZM46 109H45V111H46ZM104 109V108H103ZM127 109V108H126ZM125 109V110H126ZM128 109H130L129 107H128ZM133 109V110H134ZM176 109H177V107H176ZM175 109V110H176ZM249 109L250 110H253L254 111V109H252V108H250L249 107ZM248 109V110H249ZM21 110V109H20ZM43 110V109H42ZM131 110H132V108H131ZM145 110V109H144ZM149 110V109H148ZM172 110V109H171ZM181 110H183V109H181ZM185 110V109H184ZM198 110V111H197ZM199 110H201L202 111V109H197V107H196V110L195 111H197L198 113H199ZM205 110V109H204ZM203 110V111H204ZM207 110V109H206ZM224 110H226V109H224ZM228 110V109H227ZM261 110V109H260ZM260 110H259V112H260ZM264 110V109H263ZM97 111H99V108H98V110ZM96 111V112H97ZM156 111V110H155ZM180 111V110H179ZM189 111H191V109H189ZM188 110H187V112H189ZM213 111V110H212ZM212 111H211V113H210V115H209V113L207 114L208 116H212L211 114H212ZM223 111V110H222ZM47 112V111H46ZM130 112V111H129ZM134 112V111H133ZM132 111H131V113H133ZM139 112V111H138ZM181 112V111H180ZM179 112V113H180ZM186 112V113H187ZM192 112V114H193V111H191ZM191 112H190V114H191ZM196 112V113H197ZM214 112H215V110H214ZM217 112V111H216ZM255 112H256V110H255ZM259 112H257V114L259 113ZM264 112V111H263ZM24 113V112H23ZM23 113H22V115H23ZM136 113V112H135ZM173 113V112H172ZM178 113V112H177ZM181 113H183V111L181 112ZM197 113V114H198ZM206 113H207V111H206ZM220 113V112H219ZM224 113V112H223ZM228 113V112H227ZM101 114L103 115V113H102V111H101ZM105 114V113H104ZM130 114V113H129ZM134 114V113H133ZM174 114V113H173ZM173 114H171V115H173ZM218 114V113H217ZM250 114V113H249ZM249 114H248V116H249ZM260 114V113H259ZM258 114V115H259ZM262 114V113H261ZM264 114V113H263ZM37 115H39V113H37ZM108 115V114H107ZM137 115V114H136ZM144 115V114H143ZM145 115H146V113H145ZM152 115V114H151ZM167 115V114H166ZM181 115V114H180ZM198 115H202V113L200 114H198ZM213 115H214V113H213ZM251 115V114H250ZM5 116V115H4ZM8 116V115H7ZM31 116V115H30ZM35 116V115H34ZM101 116V115H100ZM124 116H126V114H124ZM170 116V115H169ZM186 117H187V120L189 119V117L187 116V114L185 115ZM190 116H194V115H190ZM197 116V115H196ZM206 116V115H205ZM205 116H203V117H205ZM218 116V115H217ZM217 116H216V118H217ZM224 116V115H223ZM230 116H231V114H230ZM252 116V115H251ZM264 116V115H263ZM0 117H1V114H0ZM98 117V116H97ZM108 117V116H107ZM143 117H145V116H143ZM151 117V116H150ZM201 117V119H202V116H200ZM214 117V116H213ZM212 117V118H213ZM227 117V116H226ZM225 117V118H226ZM232 117H230L229 119H231ZM245 117V116H244ZM243 117V118H244ZM250 117V116H249ZM252 117H255L254 115L252 116ZM21 119H22V116L20 117ZM20 118H19V116L16 114V115H13L10 119L8 118H4V120L5 119H7L6 121H4L3 119H1L0 121H2L3 120V122H4V124H0V125H3L4 127V129H3V131H0V132H2V138L1 139H3V141L4 142H8L9 141V138L11 137V139L13 138V136L12 135H10L9 136V138L7 137V134H6V132H7V130L6 129H8V128H6L8 125H9V123L10 122H12L13 120H15V122L16 121H19L20 120ZM23 118H26V117H23ZM30 117H28V119L27 120H29L30 121V119H29ZM35 118V117H34ZM39 118L40 119H42V120H39ZM104 118V117H103ZM158 118H160V117H158ZM194 118H196V117H194ZM206 118H208L207 116L205 117V119ZM259 118H260V116H259ZM101 119H102V117H101ZM153 119V118H152ZM201 119H199V120H201ZM209 120H210V118H208ZM214 119H215V117H214ZM218 119V118H217ZM252 119V118H251ZM261 119V118H260ZM26 120V121H27ZM36 120V119H35ZM99 120V119H98ZM144 120H145V118H144ZM149 120V119H148ZM164 120V119H163ZM162 120V121H163ZM197 122H198V120L197 119H195ZM194 120V122H196ZM222 121H224L223 119H221ZM226 120V119H225ZM232 120V119H231ZM255 120V119H254ZM108 121V120H107ZM143 121V120H142ZM179 121V120H178ZM202 121V120H201ZM210 121H212V123H213V119L212 120H210ZM209 121V122H210ZM216 121V120H215ZM218 121V120H217ZM220 121V120H219ZM237 121H235L236 123H237ZM244 121H246V120H244ZM251 121V120H250ZM2 122V123H3ZM15 122H14V125H15ZM31 122H34V121H32L31 120ZM192 122H193V120H192ZM191 122V123H192ZM203 122V121H202ZM228 122V121H227ZM234 122V123H235ZM254 122V124L256 123L255 121H253ZM1 123V122H0ZM13 123V122H12ZM17 123V122H16ZM149 123V122H148ZM152 123H155L154 121L152 122ZM169 123V122H168ZM167 123V124H168ZM173 123V122H172ZM206 123V122H205ZM205 123H203V126L205 125ZM215 123V122H214ZM221 123V122H220ZM233 123V124H234ZM240 123V122H239ZM245 123V122H244ZM243 123V124H244ZM145 124H146V122H145ZM179 124V123H178ZM193 124V123H192ZM196 124V123H195ZM201 124V123H200ZM208 124H210V123H208ZM207 124V125H208ZM217 124V123H216ZM225 124V123H224ZM223 123L222 124H218L217 126L219 127V125H220V128L219 129H217V130H215L216 132H214V134H212L213 136L210 138L209 137V140L211 141L210 142V145H214L215 147H217V150H219V153H221V156L219 155V158L218 157H216L218 160H221V164L219 165V166H221V169H217V170H210L209 168V171H208V169H207V171H205V176H203V178L204 177H206V180L208 181V183H209V185H210V187L212 188V190H210V191H212L213 193V195H212V197L214 198V201H216V203L214 202V204L213 205H216L217 206V209H216V207L214 208L213 207V205H212V207L214 208H212L213 210H215L216 212H220L221 214H220V217H224L225 219H226V217L231 213V212H233L234 213V211H235V214L234 215H239V217L241 216L240 214L241 213H238V209H242L243 211L245 210L247 213H248V215H254L255 216V219H256V221H255V223L254 224H256L254 227L256 228V230H255V228H253V232L252 233H254V230H255V232H256V236L253 234H249V233H246V232H244V234H243V230L241 231L242 233L240 234V232H239V236L241 237V236H243L242 238H238L240 241L242 240V239H244V240H242L241 242H243V241H245V244L246 245H248V246H252L254 243H255V240H256V243L255 244H257L256 246H253V247H256L255 249L257 250V247L259 246V249H260V252H261V254H262V257L264 258V118H263V122L261 123V124H259V125H254V126H256V127H253L252 126V128L253 129H251V127H250V131H249V129H248V131H247V133L245 132V129L243 128V127H240V131L242 130H244V132L246 133V136H243V138H242V136H241V132L240 131H238L237 130V133L238 134H234V133H232L233 131H231L230 129H232V128H234V127H228V126H231V125H227V124H230L229 122L228 123H226L225 125H224ZM238 124V123H237ZM242 124V125H243ZM248 124V123H247ZM250 124H252V121H251V123ZM17 125V124H16ZM147 125V124H146ZM149 125H151V123L149 124ZM148 125V126H149ZM166 125V124H165ZM165 125H164V128H165ZM169 125V124H168ZM171 125H173V124H171ZM185 125V124H184ZM199 125V124H198ZM197 125V126H198ZM211 125L212 124H210L209 126L211 127ZM188 126V125H187ZM186 126V127H187ZM189 126H192V125H189ZM188 126V127H189ZM197 126L196 127H194V125H193V127H194V130H195V132H196V129L195 128H197ZM201 126H202V124H201ZM200 126V127H201ZM221 126H222V129H221ZM233 126H235V125H233ZM238 126V125H237ZM240 126V125H239ZM244 126V125H243ZM249 126V125H248ZM251 126V125H250ZM30 127V126H29ZM32 127V126H31ZM153 127V126H152ZM151 127V128H152ZM154 127H155V124H154ZM154 127H153V129H154ZM157 127V126H156ZM179 127H181L180 125H179ZM185 126H184V128H186ZM214 127V125L212 126V128ZM246 127H247V125H246ZM19 128V127H18ZM23 128V127H22ZM27 128H28V126H27ZM146 128V127H145ZM148 128V127H147ZM159 128V127H158ZM157 128V129H158ZM163 128V129H164ZM178 128V127H177ZM199 128V127H198ZM211 128V129H212ZM238 128V127H237ZM236 128V129H237ZM242 128V129H241ZM247 128H249V127H247ZM2 129V128H1ZM25 129V128H24ZM31 129V128H30ZM149 129H150V126H149ZM148 129V130H149ZM168 129H171L170 127L168 128ZM182 129H183V127H182ZM189 129V128H188ZM191 129V128H190ZM201 130L202 129H204V127H202V128H200ZM216 129V128H215ZM12 130V129H11ZM10 130V131H11ZM32 130H29V131H32ZM178 130L180 131L181 130V128L179 129L178 128ZM187 130V129H186ZM194 130H192V131H194ZM204 130H206V129H204ZM208 130H210V129H208ZM214 130V129H213ZM8 131H9V129H8ZM13 131V130H12ZM11 131V133H13ZM27 131H28V129H27ZM151 131V130H150ZM165 131V130H164ZM163 131V132H164ZM168 131V130H167ZM170 131H174L173 129L172 130H170ZM179 131H178V133H179ZM185 131V130H184ZM192 131H190V132H192ZM235 131V130H234ZM15 132V131H14ZM22 132H24V131H22ZM174 132H176V130L174 131ZM189 131L187 132V133H190ZM236 132V131H235ZM8 133V132H7ZM10 133V132H9ZM17 133H21V132H17ZM27 133V132H26ZM25 133V134H26ZM171 133V132H170ZM183 133V132H182ZM186 133V132H185ZM200 133V132H199ZM201 133H203L204 134V132L202 131ZM207 133V132H206ZM208 133H209V131H208ZM239 133H240V135H239ZM24 134V135H25ZM165 134H166V131H165ZM181 134V133H180ZM198 134V133H197ZM203 134H201L202 136H204ZM234 134V135H233ZM9 135V134H8ZM21 135H22V133H21ZM28 134H26V136H27ZM36 135V136H37ZM140 135V136H141ZM145 135H148V133L147 134H145ZM195 135V134H194ZM210 135H211V133H210ZM242 135H243V132H242ZM159 136V135H158ZM174 136V135H173ZM183 136H186V135H183ZM182 136V137H183ZM193 136V135H192ZM206 136V135H205ZM204 136V137H205ZM22 137H23V135H22ZM22 137H20V139L22 138ZM27 137H29V136H27ZM142 137V136H141ZM145 137V136H144ZM149 137H151V136H149ZM167 137V136H166ZM168 137H170V136H168ZM189 137V136H188ZM18 138V137H17ZM30 138V137H29ZM143 138V137H142ZM146 138V137H145ZM144 138V139H145ZM175 138H177V137H175ZM191 138V137H190ZM200 138V137H199ZM208 138V137H207ZM10 139V140H11ZM33 139H32V141L31 142H33ZM139 139V138H138ZM143 139V140H144ZM147 139V138H146ZM160 139V138H159ZM163 139V138H162ZM184 139H185V137H184ZM13 140V139H12ZM12 140H11V142H12ZM24 140V139H23ZM25 140H27V142L29 141V143H30V139H25ZM177 140V139H176ZM179 140V139H178ZM197 140V139H196ZM202 140H204V139H202ZM206 141H207V139H205ZM14 142H15V140H13ZM20 142H21V140H19ZM146 141V140H145ZM171 141V140H170ZM193 141V140H192ZM1 142V141H0ZM19 142V143H20ZM27 142H25V145H26V143ZM33 142V143H34ZM36 142V143H37ZM144 142V141H143ZM154 141H152V143H153ZM156 142V141H155ZM161 142H163V140H161ZM205 142V141H204ZM209 142V141H208ZM29 143H27V144H29ZM32 143V144H33ZM35 143V144H36ZM145 143V142H144ZM159 143V142H158ZM172 143H174V142H172ZM199 143L200 142H198V145H199ZM212 143V144H211ZM229 143L231 144V143H233V144H235V145H238V147L236 148V150L239 152V157L237 158V154H235L234 153V151H232V149H231V147L232 146H230L229 147ZM240 143V144H239ZM13 144V143H12ZM24 144V143H23ZM23 144H21V146H23ZM154 144V143H153ZM156 144H157V142H156ZM155 144V145H156ZM163 145H165L164 143H162ZM1 145H2V142H1ZM5 145V144H4ZM24 145V146H25ZM178 145H180V144H178ZM203 145H204V143H203ZM207 145V144H206ZM209 145V146H210ZM8 146V145H7ZM28 146V145H27ZM33 146H36V145H34L33 144ZM32 146V147H33ZM140 146H141V143H140ZM174 146V145H173ZM177 146V145H176ZM175 146V147H176ZM194 146H196V145H194ZM201 146V145H200ZM209 146H207V148H209ZM258 146L259 147H261L260 149H261V152H260V156H257L256 155V153L254 152V149L255 148H258ZM1 147V146H0ZM62 147H64V148H68V149H71V151H75L76 152V154H77V159H75V160H72V161H68L67 159V161L68 162H63L62 160H61V158L57 155V153H58V150L59 149H61ZM149 148H150V146H148ZM170 147V146H169ZM174 147V148H175ZM4 148V147H3ZM154 148H155V146H154ZM171 148V147H170ZM177 148H179V147H177ZM198 148V147H197ZM27 149V148H26ZM31 149H33V148H31ZM63 149V148H62ZM187 149V148H186ZM216 149V148H215ZM259 149V148H258ZM259 149V150H260ZM3 150V149H2ZM5 150V149H4ZM4 150H3V153H4ZM10 150V149H9ZM14 150H16V149H14ZM18 150V149H17ZM139 150V149H138ZM143 150V149H142ZM142 150H139V151H142ZM145 150H147L146 148H145ZM151 150V149H150ZM164 150V149H163ZM169 150V149H168ZM171 150H173V149H171ZM179 150V149H178ZM177 150V151H178ZM181 150V149H180ZM179 150V151H180ZM185 150V149H184ZM196 150V149H195ZM205 150H206V148H205ZM7 151V150H6ZM18 151H20V150H18ZM22 151V150H21ZM152 151V150H151ZM155 151V150H154ZM154 151H152L153 153H154ZM210 151V150H209ZM208 150H207V152L208 153H210ZM221 151V152H220ZM231 151H232V153H234V155L236 156V158L235 157H233V155H232V153H231ZM258 151V150H257ZM0 152H1V150H0ZM9 152H11V150L9 151ZM24 151H22L21 152V155H22V153H23ZM61 153H62V151H60ZM147 152H149V150L147 151ZM162 152V151H161ZM200 152V151H199ZM212 152V151H211ZM7 153V152H6ZM12 153V152H11ZM10 153V154H11ZM20 153V152H19ZM26 153V152H25ZM65 152H63V155H66V154H64ZM160 153V152H159ZM165 153V152H164ZM178 153V152H177ZM185 153V152H184ZM194 153H198V152H194ZM201 153V152H200ZM206 153V152H205ZM229 153H231L230 155H231V157H233V158H230V157H228L227 155H229ZM258 153V152H257ZM1 154V153H0ZM14 154V153H13ZM121 154V153H120ZM150 154V153H149ZM188 154V153H187ZM212 154V153H211ZM214 154V153H213ZM212 154V155H213ZM4 155H5V153H4ZM16 155V154H15ZM24 155V154H23ZM26 155V154H25ZM68 155H70V154H68ZM68 155H66V157L67 158H69L68 157ZM155 155V154H154ZM162 155V154H161ZM161 155H159V156H161ZM165 155H167V154H164V155H162V156H165ZM184 155H185V157H186V154H183L182 156L184 157ZM205 155V154H204ZM211 155V156H212ZM216 155L218 156V152L216 153ZM229 155V156H230ZM10 156V155H9ZM11 156H12V154H11ZM17 156V155H16ZM18 156H20V155H18ZM36 156V155H35ZM72 156V155H71ZM122 156H124L123 154H122ZM142 156V155H141ZM158 156V157H159ZM160 157V159H162V158H164V157ZM168 156V155H167ZM182 156H179V157H181L182 158ZM192 156V155H191ZM206 156V155H205ZM214 156H215V154H214ZM2 157V156H1ZM0 157V158H1ZM4 157H6V156H4ZM22 157V156H21ZM21 157H20V159H21ZM136 157V156H135ZM139 157V156H138ZM151 157V156H150ZM156 157H157V155H156ZM166 157V156H165ZM171 157V156H170ZM173 157H175V156H173ZM184 157V158H185ZM194 157V156H193ZM196 157V156H195ZM15 157L13 156V159H14ZM17 158H19V157H17ZM17 158H15V159H17ZM35 158V157H34ZM75 158H76V156H75ZM124 158H130V157H124ZM203 158V157H202ZM235 158V159H234ZM4 158L2 157V162L4 161V163H6V158L3 160ZM8 159V158H7ZM9 159H11L12 160V158L10 157ZM19 159V160H20ZM28 159V158H27ZM36 159V158H35ZM138 159V158H137ZM164 159H166V158H164ZM169 159V158H168ZM180 159V158H179ZM204 159V158H203ZM212 159H215V158H212ZM10 160V161H11ZM71 160V159H70ZM116 160V161H115ZM128 160V159H127ZM130 160H132V159H130ZM135 159H134V156H133V161H134ZM172 160H173V158H172ZM177 160V159H176ZM175 160V161H176ZM196 160H197V157H196ZM205 160V159H204ZM9 161V160H8ZM7 161V162H8ZM17 161H18V159H17ZM141 161V160H140ZM154 161V160H153ZM175 161H174V164H175ZM200 161V160H199ZM209 161H210V159H209ZM211 161H216V160H211ZM15 162V161H14ZM19 162V161H18ZM21 162H23L22 160L20 161V163H18L19 165L21 164ZM26 162H28V160H26ZM38 162H39V160H38ZM136 162V161H135ZM134 162V163H135ZM138 162V161H137ZM168 162V161H167ZM193 162V161H192ZM206 162H207V160H206ZM205 162V163H206ZM217 162V161H216ZM218 162V163H219ZM258 162H260L261 164H262V169L260 170V168H259V170L260 171H262V175H261V183H262V194H261V196L259 197V195H258V197L260 198L259 200H255V199H253V197L251 196V195H253V196H255L254 195V193H256V192H253V186L251 187L252 188V194L251 195H249L252 199H253V201H252V203H251V201L249 202V201H244V199L242 198V191H243V186L245 185L244 183L246 182L245 180H244V175L246 174L247 175V177H253V174H255V172L257 171V166H258ZM0 163H1V161H0ZM9 163V162H8ZM8 163L5 165V167L7 168V165H8ZM13 163V162H12ZM16 163V162H15ZM24 164H25V162H23ZM29 163H31V162H29ZM138 163H140V162H138ZM154 163V162H153ZM166 163V162H165ZM177 163V162H176ZM179 163V162H178ZM177 163V164H178ZM182 163V162H181ZM185 163V162H184ZM183 163V164H184ZM187 163V162H186ZM190 163H191V161H190ZM190 163H188V165L190 164ZM195 163V162H194ZM197 163H198V165H199V163H201L202 164V162H196L195 164L197 165ZM212 163V162H211ZM1 164H3V163H1ZM0 164V165H1ZM24 164H23V167H24ZM118 164H119V161H118ZM136 164V163H135ZM141 164V163H140ZM173 164V165H174ZM176 164V165H177ZM182 164V165H183ZM10 165V164H9ZM8 165V166H9ZM16 165V164H15ZM14 165V163H13V166H15ZM19 165H16V166H19ZM26 165H28V167H29V165L30 164H26ZM44 165V164H43ZM46 165V164H45ZM121 165V164H120ZM126 165V164H125ZM164 165V164H163ZM165 165H170L169 163L168 164H165ZM172 164H171V166H173ZM198 165H197V167H198ZM212 165V164H211ZM31 166V165H30ZM35 166V165H34ZM47 166V165H46ZM45 166V167H46ZM75 166H79L84 172H85V174H86V176H87V180H85V181H80V182H77L78 180H76V182L77 183H75L74 185H70V183L71 182H69V180H67L68 178L69 179H71L69 176H68V178L66 177V180L65 179H62V177L60 178V174L61 173H63V175L65 174V175H67V174H70L71 172H72V170L74 169V167ZM128 166V165H127ZM134 166V165H133ZM171 166H165V167H167V172H165L166 174H164V173H161V176H166V178H164V179H162V180H164V182H162L160 185H158L159 186V189L161 190V191H163V190H165L166 192H165V194H167V195H170V197H175V205H177L176 207L177 208H180L182 211H184V210H187V211H190V212H188V213H190V215H188V216H190L191 218H193V216H191V214H192V211L193 210H195V209H200V208H196V204L194 203V201L193 200H189V197L190 196H188V195H190V194H192L191 192H190V190H189V192H190V194H188V193H186V192H184V188H185V186H184V188H182L183 186H181V184H180V186L181 187H179L180 189H177L178 191H176L174 188L175 187H178V186H174V181L173 180H177L176 179V177H175V179L173 178V176H172V174L174 173V169H175V167H171ZM175 166V165H174ZM179 166V165H178ZM190 167L191 166H193V165H189ZM217 166V165H216ZM1 167H3V165H1ZM0 167V168H1ZM4 167V168H5ZM20 167H22V166H20ZM26 167V166H25ZM27 167V168H28ZM33 167V166H32ZM31 167V168H32ZM38 167V166H37ZM119 167V168H118ZM136 167V166H135ZM140 167V166H139ZM182 167V166H181ZM190 167H188L187 168V170L190 168ZM207 167V166H206ZM5 168V169H6ZM29 169V170H31L32 171V169ZM122 168V167H121ZM128 168V167H127ZM130 168V167H129ZM131 168H132V165H131ZM130 168V169H131ZM137 168V167H136ZM135 168V169H136ZM163 168H164V166H163ZM178 168V167H177ZM194 168H196V166L194 167ZM8 169V168H7ZM11 169H12V167H11ZM15 169V168H14ZM23 169V168H22ZM37 169V168H36ZM36 169H35V171H36ZM133 169V168H132ZM145 169V168H144ZM179 169H180V167H179ZM179 169H178V172H179ZM182 169V168H181ZM180 169V170H181ZM17 171H18V168L16 169ZM21 170V169H20ZM25 169H23L22 171L23 172H25L24 171ZM143 170V169H142ZM165 170V171H166ZM7 171V170H6ZM26 171H28V169L26 170ZM41 171V170H40ZM76 171V170H75ZM75 171L73 172V173H75ZM78 171V170H77ZM184 171L186 172V170L184 169ZM196 172H198V171H200L199 169H198V171L197 170H195ZM15 172V171H14ZM18 172H20V171H18ZM122 172V171H121ZM128 172V171H127ZM127 172H125V174L124 175H126V173ZM132 172V171H131ZM155 172V171H154ZM157 172V171H156ZM164 172V171H163ZM176 172V171H175ZM181 172H183L182 170H181ZM180 172V173H181ZM7 173H8V171H7ZM11 173H12V171H11ZM77 173V172H76ZM141 173H143V172H141ZM153 173V172H152ZM184 173V172H183ZM260 174H261V172H259ZM3 174H4V169L2 168V169H0V177L2 178H4L5 176H3ZM156 174H158V173H156ZM163 174V175H162ZM174 174H177V173H174ZM191 174V173H190ZM196 174V173H195ZM5 175V174H4ZM7 175V174H6ZM20 175V174H19ZM72 175V174H71ZM70 175V176H71ZM75 175V174H74ZM74 175H72V176H74ZM142 175V174H141ZM177 175H179V174H177ZM182 175V174H181ZM186 175V174H185ZM184 175V176H185ZM199 175H202V174H199ZM13 177H14V175H12ZM17 176V175H16ZM85 176V177H86ZM120 176H121V174H120ZM128 175H126V177H127ZM130 176V175H129ZM144 176V175H143ZM154 176H157V175H154ZM175 176V175H174ZM183 176V175H182ZM194 176V175H193ZM65 177V176H64ZM77 177V176H76ZM84 177V176H83ZM135 178L136 177H138V176H134ZM145 177V176H144ZM179 177H180V175H179ZM187 177H188V175H187ZM246 177V178H247ZM6 178V177H5ZM4 178V179H5ZM15 178V177H14ZM13 178V179H14ZM128 178V177H127ZM130 178V177H129ZM128 178V179H129ZM132 178V177H131ZM142 178V177H141ZM154 178V177H153ZM180 178H182V177H180ZM183 178H185V177H183ZM183 178H182V180H183ZM201 179H202V177H200ZM8 179L9 178H7V182H9L8 181ZM77 179H79V178H77ZM85 179V178H84ZM250 178H247V180H249ZM6 180V179H5ZM72 180V179H71ZM73 180H74V177H73ZM82 180H83V178H82ZM145 180H146V178H145ZM155 180V179H154ZM187 180H189V179H187ZM191 180V179H190ZM198 180V179H197ZM138 182H140V180L138 179L137 180ZM136 181V182H137ZM143 181V180H142ZM147 181V180H146ZM149 181V180H148ZM152 181V180H151ZM150 181V182H151ZM178 181V180H177ZM183 181H185V179L183 180ZM199 181H201V180H199ZM0 182H1V179H0ZM3 182V181H2ZM1 182V183H2ZM11 182V181H10ZM12 182H15V179H14V181H12ZM18 182V181H17ZM149 182V183H150ZM4 183H6V181L4 182ZM74 183V182H73ZM72 183V184H73ZM154 183H156V182H154ZM164 183V184H163ZM177 183H179V182H177ZM9 184V183H8ZM12 184V183H11ZM20 184V183H19ZM19 184H17V185H19ZM22 184V183H21ZM22 184V186H24ZM27 184V185H28ZM151 184V183H150ZM188 184V183H187ZM193 184V183H192ZM195 184V183H194ZM193 184V185H194ZM202 184V183H201ZM248 184V183H247ZM246 184V187L247 186H249V185H247ZM1 185V184H0ZM149 185V184H148ZM157 184H155V186H156ZM179 185V184H178ZM252 185V184H251ZM250 185V186H251ZM7 185H5V187H6ZM9 186V185H8ZM14 186H15V189H16V185H13V188H14ZM21 186V187H22ZM145 186H147V185H145ZM151 186V185H150ZM189 186V185H188ZM196 186V185H195ZM4 186H3V189L5 188ZM10 187V186H9ZM8 187V188H9ZM18 187V186H17ZM20 187V188H21ZM190 187V186H189ZM236 187L238 188V189H236ZM246 187H244L246 190H247V188ZM0 188H1V186H0ZM8 188H7V191L9 192L10 191V194H11V192H13L14 190L12 189V185H11V189L13 190V191H11V190H8ZM144 190H143V189ZM150 188V187H149ZM152 188V187H151ZM191 188H192V186H191ZM194 188H196V187H194ZM204 188V187H203ZM207 188H208V186H207ZM250 188V187H249ZM248 188V189H249ZM250 188V189H251ZM18 189V188H17ZM16 189V190H17ZM155 187H154V191H155ZM186 189H187V186H186ZM209 189V188H208ZM208 189H206V190H208ZM19 190V189H18ZM22 190V189H21ZM158 190V188L156 189V191ZM160 190H158V191H160ZM198 190V189H197ZM201 190H203V189H201ZM205 190V191H206ZM255 190L257 191V189L255 188ZM254 190V191H255ZM7 191H5V192H7ZM150 191V190H149ZM151 191H153L152 189H151ZM161 191H160V193H161ZM186 191V190H185ZM204 191V190H203ZM248 191V192H247ZM247 191H245L244 192V194H247V193H249V190H247ZM0 192H1V190H0ZM7 192V193H8ZM15 192V191H14ZM13 192V193H14ZM18 192V191H17ZM21 192V191H20ZM247 192V193H246ZM6 193V194H7ZM23 193H25V192H23ZM35 193V192H34ZM39 193V194H38ZM164 193V192H163ZM162 193V194H163ZM209 193H211V192H209ZM18 194V193H17ZM158 194H159V192H158ZM162 194H160V196L162 195ZM185 194H187V196L188 197H186V195ZM205 194V193H204ZM257 194H259V193H257ZM256 194V195H257ZM2 195V194H1ZM0 195V196H1ZM20 195V194H19ZM18 195V196H19ZM24 195H26V194H24ZM24 195H23V197H24ZM122 195H126L127 196V198H128V200H127V202L129 203V205H130V207L131 208H129V209H131L130 211H131V216H128V217H131V219L129 220L128 219V221H127V219H126V222H125V220H123V222H125V224H123L124 226H121V225H118L114 220H116L118 217L117 216H119V214H120V212H121V209H124V208H121L118 204H120V203H118L119 202V198H121L120 196H122ZM166 195V196H167ZM193 195H194V193H193ZM197 195V194H196ZM206 195H208V194H206ZM9 196H12V195H9L8 194V200L6 199V197L4 198V199H6V201H8L9 202ZM14 196H15V198L16 197H18V196H16L15 195V193H14ZM13 196V197H14ZM126 196H124V197H126ZM157 196V195H156ZM155 196V198H157ZM160 196H158L159 198H160ZM163 196H164V194H163ZM195 196V195H194ZM247 196V195H246ZM248 196V197H249ZM3 197V196H2ZM23 197H22V200H23ZM34 197H35V194H34ZM36 197V198H37ZM141 197V196H140ZM169 197V196H168ZM167 197V198H168ZM247 197V198H248ZM256 197V196H255ZM254 197V198H255ZM11 198V197H10ZM14 198V199H15ZM19 198V197H18ZM123 198V197H122ZM142 198V197H141ZM158 198V199H159ZM0 199H2V198H0ZM125 199L126 198H124L123 200L125 201ZM154 199V198H153ZM205 199V198H204ZM209 199V198H208ZM13 200V199H12ZM11 200V201H12ZM122 200V202H124ZM134 200H136L135 201V204H134ZM148 200H149V198H148ZM152 200V199H151ZM163 200V199H162ZM196 200V199H195ZM249 200V199H248ZM2 201V200H1ZM14 201V200H13ZM18 204H19V202H21V201H19L18 202V200H15ZM142 201H144V200H142ZM160 201V200H159ZM170 201V200H169ZM201 201V200H200ZM255 201H256V203H255ZM138 202V201H137ZM147 202V201H146ZM167 202H168V200H167ZM167 202H165V203H167ZM202 202V201H201ZM211 203H212V201H210ZM27 203V202H26ZM29 203V204H30ZM142 203V202H141ZM150 203V202H149ZM156 203V202H155ZM164 203V204H165ZM170 203V202H169ZM169 203L168 204H166V205H169ZM203 203V202H202ZM211 203H210V205H211ZM5 204V203H4ZM16 204V203H15ZM28 204V203H27ZM125 204H126V202H125ZM125 204H124V207H125ZM145 204V203H144ZM158 204V203H157ZM207 204H209L208 203V201H207ZM20 205V204H19ZM55 206L56 208H57V211L55 210V212H57V214L59 215H57L58 216V220L57 219H55V220H52V221H55L54 223L51 221V220H49L50 219V217H49V215L48 214H51V213H53V212H51V213H48L49 211H51L50 210V207H52V206ZM123 205V204H122ZM137 205H135L136 207H137ZM142 205V204H141ZM172 205V204H171ZM4 206V205H3ZM15 206V205H14ZM21 206V205H20ZM126 206H127V204H126ZM147 206V205H146ZM145 206V207H146ZM170 206V205H169ZM173 207H174V203H173V205H172ZM9 207V206H8ZM16 207H17V204H16ZM128 207V206H127ZM127 207H126V212H127ZM135 207V208H136ZM142 207H143V205H142ZM6 208V209H5ZM141 209V207H139L138 206V208H137V210L138 209ZM139 209V210H140ZM179 209V210H180ZM11 210H12V207H11ZM10 210V211H11ZM18 210H20V207H18L15 211L16 212H20V211H18ZM133 210H135L134 208H133ZM163 210V209H162ZM168 210L169 209H167V212H168ZM171 210H173V209H171ZM170 210V211H171ZM203 210V209H202ZM201 210V211H202ZM13 211V210H12ZM11 211V212H12ZM15 211H13V212H15ZM142 211H144V210H142ZM160 211V210H159ZM196 211H198V210H196ZM208 211V210H207ZM207 211H203L202 213H206V214H208V212ZM245 211H244V213H245ZM255 211V212H254ZM12 212V213H13ZM148 212V211H147ZM166 212V213H167ZM174 212L175 211H173V214H174ZM179 212V211H178ZM177 212V213H178ZM73 214L74 216H75V219H74V222H73V224H72V226H71V228L69 229L70 231L69 232H66V233H69L68 234V236H67V239H66V241L62 244L61 242V240L58 238V236H59V234L61 233V231L63 230V228L65 227V224H66V221H67V217L70 215V214ZM124 213L125 212H123V214L121 213L120 214V216L122 215V217L124 216ZM135 213V214H136ZM142 213V212H141ZM146 213V212H145ZM149 213V212H148ZM164 213V212H163ZM180 213V212H179ZM186 213V212H185ZM184 213V214H185ZM187 213V214H188ZM194 213V212H193ZM196 213V212H195ZM198 213V212H197ZM199 213H201V212H199ZM214 213V212H213ZM232 213V214H233ZM237 213V214H236ZM71 214V215H72ZM129 214H130V212H129ZM147 214V213H146ZM162 214V213H161ZM161 214H160V216H161ZM183 214V213H182ZM187 214H186V216H187ZM206 214H204L205 216H206ZM2 215V214H1ZM16 215H19L18 217L16 216ZM51 215H53V214H51ZM70 215V216H71ZM126 215V214H125ZM137 215H139V214H137ZM149 215H151V214H149ZM179 215V214H178ZM178 215H176V212H175V216H177V218L179 219V217H181V216H178ZM193 215V214H192ZM197 215V214H196ZM203 215V216H204ZM215 215H217L216 213H215ZM227 215V216H226ZM234 215H232L233 216V218H232V216L231 215H229V216H231L230 218H232L233 219V221H234ZM243 216H241V218H243L244 217V215L245 214H242ZM3 216V217H4ZM22 216H23V214H22ZM54 216V215H53ZM52 216V217H53ZM56 216V217H57ZM135 216V215H134ZM152 216V215H151ZM169 216V215H168ZM211 217H212V215H210ZM210 216H207V217H210ZM2 217V218H3ZM55 217V216H54ZM55 217V218H56ZM117 217V218H116ZM144 217V216H143ZM146 217V216H145ZM163 217V216H162ZM164 217H166V216H164ZM173 217V216H172ZM199 217V216H198ZM216 217V216H215ZM236 217H238V216H236ZM235 217V220L236 219H238L237 221H236V223L235 224H237V222L239 221V218H236ZM126 218V217H125ZM137 218V217H136ZM149 218V217H148ZM213 218V217H212ZM211 218V219H212ZM224 218H221L223 221H225L224 220ZM248 218H249V216H248ZM27 219V218H26ZM35 219H36V221H35ZM71 219H73V218H71ZM120 220H121V217L119 218ZM122 219H124V218H122ZM135 219V218H134ZM145 218H143L142 220H144ZM156 219V218H155ZM159 219V218H158ZM169 219V218H168ZM168 219H167V221H168ZM181 219V218H180ZM188 219H190V218H187V219H185V221L186 220H188ZM198 219V218H197ZM201 219V218H200ZM209 219V218H208ZM220 219V218H219ZM21 220V221H22ZM120 220H119V222H120ZM147 220V219H146ZM174 220H176V219H174ZM184 220V219H183ZM191 220V219H190ZM216 220H217V217H216ZM215 220V221H216ZM231 220V219H230ZM3 221V222H2ZM33 221H29L31 224L33 223ZM136 222H137V220H135ZM134 221V222H135ZM138 221H140L139 220V218H138ZM151 221V220H150ZM160 221H161V219H160ZM178 221V220H177ZM181 221V220H180ZM183 222L182 221V225H185L184 223H186V222ZM196 221V220H195ZM206 221V220H205ZM211 221V220H210ZM214 221V222H215ZM232 221V220H231ZM241 221V220H240ZM239 221V222H240ZM247 221V220H246ZM244 221V223L243 224H246L247 222H249V221ZM1 222H2V224H1ZM70 221H69V219H68V224H66L67 226L70 224L71 225V223H69ZM72 222V221H71ZM135 222V223H136ZM147 222H149V221H147ZM179 222V221H178ZM202 222V221H201ZM213 222V221H212ZM226 222V221H225ZM225 222H224V224H225ZM246 222V223H245ZM250 222H251V220H250ZM30 223H29V225H30ZM140 224V222H137L136 224ZM179 223H181V222H179ZM191 223H192V221H191ZM193 223H194V220H193ZM200 223V222H199ZM208 223H210V222H208ZM223 223V222H222ZM221 223V224H222ZM242 223H238L237 225H243ZM146 224V223H145ZM166 224V223H165ZM178 224V223H177ZM203 224V223H202ZM206 224V223H205ZM218 224H220L219 222H218ZM223 224V226L224 227H226L225 225L227 224V222H226V224L224 225ZM234 224V226L235 227H237L236 229L238 230V227L240 228V226H236ZM248 224V223H247ZM247 224L246 225H244L245 227H244V229L246 228V229H248L247 228ZM249 224H251V223H249ZM147 225V224H146ZM190 224H188V226H189ZM217 225V224H216ZM228 225V224H227ZM232 225H233V223H232ZM231 225V226H232ZM67 226H66V228H67ZM140 226V225H139ZM141 226H143V224H141ZM145 226V225H144ZM153 226V225H152ZM157 226V225H156ZM166 226V225H165ZM181 226V225H180ZM212 226V225H211ZM210 226V227H211ZM222 226V225H221ZM220 225H218L217 227H218V229L221 227ZM253 226V225H252ZM252 226H250V227H252ZM3 227V228H2ZM169 227V226H168ZM182 227V226H181ZM180 227V228H181ZM184 227V226H183ZM191 227V226H190ZM193 227V226H192ZM242 227V226H241ZM13 228H15V230H16V233L17 234H15V230L13 229ZM66 228H64L65 230H66ZM167 228V227H166ZM170 228V227H169ZM173 228V227H172ZM199 228H200V226H199ZM208 228V227H207ZM212 228V227H211ZM227 228V227H226ZM234 228V227H233ZM131 229H133V228H131ZM154 229V228H153ZM184 229V228H183ZM186 229H187V226H186ZM201 229H203V228H201ZM217 229V228H216ZM217 229V230H218ZM222 229H224V228H221V231H223ZM251 229V228H250ZM65 230H63L62 232L64 233L65 232ZM143 230H145V228H143ZM149 230H151V229H149ZM181 230V229H180ZM188 230V229H187ZM235 230V229H234ZM233 230V231H234ZM66 231H68V230H66ZM131 231V230H130ZM133 231H134V229H133ZM136 231V230H135ZM159 231H161V230H159ZM189 231H190V228H189ZM196 231V230H195ZM199 231V230H198ZM227 232H229L228 230H226ZM236 231V230H235ZM234 231V232H235ZM248 231H249V229H248ZM14 232V233H13ZM149 232V231H148ZM171 232V231H170ZM183 232H186L185 231V229L183 230ZM197 232V231H196ZM195 232V233H196ZM200 232H202V231H200ZM208 232H209V230H208ZM220 232V231H219ZM232 232V231H231ZM62 233V235L63 236H65L64 234ZM65 233V234H66ZM167 233V232H166ZM198 233V232H197ZM196 233V234H197ZM221 233H223V232H221ZM225 233V232H224ZM233 233V232H232ZM235 233H238V232H235ZM131 234H132V232H131ZM130 234V235H131ZM135 234V233H134ZM185 234H187V233H185ZM234 234V233H233ZM67 235V234H66ZM155 235V234H154ZM183 235V234H182ZM193 235V234H192ZM61 236V235H60ZM59 236V237H60ZM148 236H149V234H148ZM164 236H166V235H164ZM171 236V235H170ZM188 236V235H187ZM225 236V235H224ZM235 236V235H234ZM237 236V235H236ZM236 236H235V238H236ZM62 237V236H61ZM179 237V236H178ZM184 237V236H183ZM191 237V236H190ZM225 237H227V236H225ZM146 238H148L147 240H146ZM59 239V240H58ZM61 239H63V238H61ZM159 239V238H158ZM229 239V238H228ZM227 239V240H228ZM152 240H154V239H152ZM151 240V241H152ZM159 240H161V239H159ZM186 240V239H185ZM193 240V239H192ZM60 241V242H59ZM60 244H59V243ZM159 242V241H158ZM182 242V241H181ZM184 242V241H183ZM192 242V241H191ZM190 243V242H189ZM236 243V242H235ZM62 244V245H61ZM181 244V243H180ZM193 244V243H192ZM197 244V243H196ZM254 244V245H255ZM154 245V244H153ZM177 246V245H176ZM153 247V246H152ZM154 247H155V245H154ZM166 247V246H165ZM194 247H195V245H194ZM152 249V250H151ZM163 249V248H162ZM185 249V248H184ZM243 249H246V248H243ZM249 249H250V247H249ZM255 249H253V250H255ZM150 250V251H149ZM190 250V249H189ZM192 250V249H191ZM155 251V250H154ZM257 251H259V250H257ZM26 252H30L29 254L28 253H26ZM158 252V251H157ZM165 252V251H164ZM27 255H26V254ZM155 253V252H154ZM181 253V252H180ZM258 253V252H257ZM257 253H255V254H257ZM147 254L149 255V256H147ZM151 254V253H150ZM25 255V256H24ZM153 255V254H152ZM258 255H260V254H258ZM122 256V255H121ZM120 256V257H121ZM125 256H124V259H126L125 258ZM157 256V255H156ZM177 256H178V254H177ZM40 257V258H39ZM155 257V256H154ZM158 257H160V255L158 256ZM176 257V256H175ZM194 257V256H193ZM196 257V256H195ZM118 258H119V256H118ZM121 258H123V257H121ZM184 257H182V259H183ZM33 259V258H32ZM100 259H102V260H100V262H99V260ZM187 259V258H186ZM28 260H29V258H28ZM31 260V259H30ZM158 260V259H157ZM160 260V259H159ZM192 260V259H191ZM21 261V262H20ZM32 261H30V262H32ZM36 261V262H35ZM162 261H164V260H162ZM263 261V260H262ZM261 261V262H262ZM22 262V263H23ZM29 262V261H28ZM117 262V261H116ZM118 262H119V260H118ZM117 262V263H118ZM185 262H186V260H185ZM189 262V261H188ZM264 262V261H263ZM262 262V263H263ZM178 263V262H177ZM261 263V264H262ZM28 264V263H27ZM30 264H32V263H30ZM160 264H161V262H160ZM163 264V263H162ZM164 264H165V262H164ZM259 264V263H258Z\"/></svg>",
    "mask_w": 264,
    "mask_h": 264
},
{
    "label": "rangeland",
    "instance_id": "2",
    "mask_svg": "<svg viewBox=\"0 0 264 264\" xmlns=\"http://www.w3.org/2000/svg\"><path fill=\"white\" fill-rule=\"evenodd\" d=\"M3 1V2H2ZM23 1H24V3H23ZM141 1V8H143L142 10L144 11V12H149V13H151L152 15H154V16H152V19H151V22H153V27L151 26V23H149V24H145V25H142V31H141V28L140 27H134V25H132L131 23H128V21H126V19L123 17V15L122 14H118L117 13V11L115 10V8H113V6L112 5H110V4H105L104 3V7H102L103 6V3H99V5L101 6H99L98 5V8L100 9V10H102L103 11V14L105 13V16L103 17V19H102V21L103 22H108V24L109 23H112V26L114 25V24H117V22L116 21H118L119 20V22H118V25H116V26H113V28L111 27V26H109L108 24H107V26H106V24L105 23H101V24H96V22L94 21V22H90V21H87V22H85V24L87 25V26H90L91 27V29H92V27L94 28V27H96L95 28V32L96 33H98L99 32V29H100V32L96 35L95 34V36H96V38L98 39V40H100V41H105L106 43H109V42H111L112 41V37H114V40L115 39H117V40H115V48L113 49V50H106V51H103L102 53H105V54H102L103 56L104 55H106V57L107 58H103V60H104V62L107 60V59H109L111 62H115V65H118L117 66V68L119 69V71H118V69L116 68V70H114L115 69V65L113 64V63H111L110 64V62H108L109 60H107L106 62H108V63H106L105 62V65L103 66V68H100V70L99 71H97V72H103V73H105V75L104 74H102L101 76H103V77H105V78H103V77H101L100 76V74L98 75V76H96L97 75V72H95V73H93V75L94 74H96V75H94V76H96L95 77V80H97L99 83H101V85H102V87L104 88V90H105V92H108L107 93V97H108V103L106 104V107H100V105L98 104V103H100L99 101L100 100H95L94 99V104H95V106L97 105V107L99 108V111H97L98 110V108H96V110H95V113H94V116H95V118H94V123H95V125H97L99 122L98 121H106L109 125H111L112 124V122L113 121H115L114 120V117L112 116V115H110L109 114V111H111V110H116L117 109V106H118V104H120L119 102L121 101V103H123V105L125 106V108H124V106L123 105H120V106H122V107H118V108H120V109H122V112L124 111V114H126V116H124V114H123V117L124 118H128V119H130L131 118V116H133L134 118H131V119H137V118H141V119H137L138 121H139V123L143 126V128H144V130H145V132H144V134H138V136L139 137H137L136 135H122L121 137H120V140L121 141H130V142H132L133 144H135L136 146H138V148H137V151H136V153L133 155L134 156V161H133V156L131 155V156H128L127 154H126V152L125 153H123V152H120L119 153V155L117 156V158H116V162L115 163H117L116 164V166H119L118 168H119V170H120V173L118 174V177L120 178V179H123V181H125V182H130L133 178V180H134V183H143L144 181H145V183H147V184H143L144 186H142L145 190H147L146 188H148L149 190L147 191V192H145V193H143V194H140L139 196H138V198H137V201L136 200H134V204H135V201H136V203H140V205L138 204H135V205H137V207L134 205V206H132L135 210H133V208H132V211H139V212H132L131 213V209H129V208H131L130 207V205H129V203L127 202V200H128V198H127V196L126 195H122V196H120L121 198H119L120 200H119V202L118 203H120V204H118L121 208H124V209H121V212H120V214L122 213L123 214V212H125L124 213V216L122 217V215L120 216V214H119V216H117L116 218V220H114L118 225H121V226H124L123 224H125V222H126V219H127V221H128V219L130 220L131 219V217H128V216H131V214H132V219L130 220L131 222H133V223H131V228H133L134 229V231H133V229H129V232H130V234H131V232H132V234L130 235V234H128V237L130 238L131 236H134L133 238H135L136 236H137V234L139 233V232H143V233H146L145 231H147V237H150L152 234L151 233H153V235H152V237L151 238H149L150 240L148 241L147 239L148 238H146V240H147V242H150L149 244L151 245V246H149V248H152L153 249V252H151L150 250V253L148 252V254L150 255V257H149V259H153L152 261H155V262H157V263H159L160 264V262H161V264L163 263L164 264V262H165V264H261L263 261H264V258L262 257V254H261V252H260V249H259V246L257 247V250H259V251H257L255 248L256 247H253V246H256L257 244H255L256 243V240H255V245L253 244L252 246H248V245H246L245 244V241H243V242H241L242 240H244V239H242L241 241L239 240L240 238H242L243 236H239L242 232H243V234H244V232H246V233H251L252 235L254 234L255 236H256V232H255V230H256V224H254L255 223V221H256V219H255V216L254 215H248V213L245 211V213H244V211L242 210V209H238V213H241L240 215L241 216H243L242 214H245L244 215V217L243 218H241V216L239 217V215H234L235 214V211L237 210H235L234 211V213L233 212H231L229 215H234V221H233V216H232V218H230L231 216H227L226 217V219L224 218V217H220V212H216L215 210H213L215 207H216V209H217V206L216 205H213L214 204V202L216 203V201H214V198L212 197V191H210V190H212V188L210 187V185H209V183H208V181L206 180V177H204L203 178V176H205V171H207V169L209 168L210 170H217V169H221V166H219L221 163V160H218L216 157H218L219 158V155L221 156V153H219V150H217V147H215L214 145H210V140H209V137L211 138L213 135L212 134H214V132H216L215 130H217V129H219L220 128V125H219V127L217 126L218 124H226V123H230V124H227V125H231V126H228V127H234V128H232V129H230L231 131H233L232 133H234V134H238L237 133V130L238 131H240V127H243L244 129H245V132L247 133V131H248V129H249V131L251 130V129H253L252 128V126L253 127H256V126H254L256 123V125H259V124H261L262 122H263V118H264V90H263V88H264V85L261 87V89L259 90V92H258V96L261 98V101H260V104H259V107H257V108H255V106H254V103H251V104H248L249 105V107L250 108H252V109H254V111L253 110H250L249 109V107H248V105H246L247 104V102H246V106L248 107V108H246L245 106H244V110L245 109H247V110H245V111H247V112H245L247 115H242L241 116V119H239V121H237V119L235 118V121H237V123L233 120L234 119V117H232L233 116V112L232 113H230L231 111H233L234 109H233V104L232 103H234L235 101H236V97L235 96H238L239 94H241V93H239V91H240V89H238V93H237V91H236V95H233L232 93L230 94V92H229V89L227 88L228 86L226 85L227 83H225L226 82V80H227V74L229 73H231V74H233V72H236V71H238V72H240V71H245L246 69V67H247V65H245V64H240V65H242V66H244V70H242L243 69V67L241 66L240 67V65L239 64H237L236 65V63L238 62V59H237V61H231V60H235V58L237 57L236 55H237V52H236V50L238 51V47H239V45L240 44H242V42L244 41V34L242 33V29L240 28L241 26H239V24L237 25V24H235L236 23V21H234L235 23H233L232 24V19L230 18V16L233 14V13H238V10H235L236 8H234L233 6H235L234 4H233V1H231V0H227V2H226V0H218L219 2H217V0H214L215 2H213V0H199V2H198V0L196 1V0H187V1H185V0H180V2H179V0H147V1H145V0H140ZM145 1V2H144ZM163 1V2H162ZM165 1V2H164ZM196 1V2H195ZM201 1V2H200ZM203 1H206V3L205 2H203ZM208 1V2H207ZM210 1V2H209ZM229 1V2H228ZM5 2V3H4ZM17 2H20L19 4L17 3ZM155 2V3H154ZM157 2V3H156ZM187 2V3H186ZM196 4H195V3ZM212 2V3H211ZM222 2H224V4L222 3V5H221V3ZM18 4V5H16V4ZM31 3V4H30ZM145 3H147V5H145ZM154 3V4H153ZM165 3V4H164ZM168 5H167V4ZM180 3V4H179ZM189 3V4H188ZM196 5V6H200V7H202L204 10L206 9V8H208L209 6H211V5H214V8L217 10H215L216 11V13H213V12H215V11H213L212 13L213 14H211V12L209 13L208 12V9L209 8H211L209 11H211L212 10V6L211 7H209L208 9H206L205 11H201L202 12V14L204 15V16H201V12H199L200 10H201V8L200 7H196V6H194V4ZM202 3V4H201ZM204 3V4H203ZM214 3V4H213ZM220 3V4H219ZM226 3H228L229 5H227ZM0 17H1V15H2V17L0 18V26L2 27H0V29L1 30H3V31H1L0 30V114H1V119H3L4 120V118H11L13 115H18L19 116V118L22 116V119L20 118V120L19 121H16L15 122V120H13L12 122H10L9 123V125L6 127V128H8L9 129V131H8V129H6L7 130V132H6V134H7V137L9 138V136L10 135H12L13 136V140H15V142L11 139V137L9 138V141L6 143V142H4L3 141V139H1L2 138V132H0V141L2 142V145H1V142H0V150H1V154H0V157L2 156L4 159L6 158V163H4V161L2 162V157L0 158V161H1V163H3V164H1V165H3V167H1V165H0V169H4V174H3V176H5L4 178L6 179H4L3 177L1 178L0 177V179H1V182H0V186H1V188H0V190H1V192H0V198H2V199H0V202H3V203H1V205H2V208H4L5 206L7 207V210H5L6 212L7 211H9L10 213H8L9 215H11V214H14L15 215V213H17V214H20L21 212H22V210L21 209H25V208H29V205H30V207L32 206H34V204L32 203H30L29 201H27L26 199H24L26 196H27V193H30V194H32L33 193V195H30V196H33V198H35V199H38L39 197H40V194H39V197H37L38 195L36 194L37 192L36 191H34L33 192V190H32V192H29V191H31L30 190V188H29V190H26V189H23V188H25V187H28L29 186V184L26 182L25 183V185L23 184L25 181H27L28 179V182H31V174L33 175V174H35V173H38L39 175L41 174V173H43L46 169H48V163H46V158L44 157V156H39L38 154V152H37V145H38V142L36 143V142H34V139L36 138H38V135L35 133V131H33L32 129H33V126H34V123L35 122H37L38 121V117L40 116H43L44 114V116L42 117V119L43 118H46L47 116H48V114H49V111L46 109L47 108V105H46V102H45V98H46V96L44 95V97L45 98H43V95L40 93V92H43V94H44V92H45V90L47 89V88H53V89H55L56 87H57V90H62L64 87H66L67 85H68V79H67V82H66V78L65 77H63V76H61L58 72L63 68L62 66H64L63 64H61V63H59L58 61H57V59L56 58H58L57 56H58V54L56 53V56H55V52H57V50H55V52L54 51H49L50 53H48V54H46V52H44V50L45 51H47V49H48V47H47V49H46V47L45 46H42V45H44L45 43H46V46H49L50 48H49V50L51 49V50H54L53 49V45L52 44H54V42H55V40L54 41H52V38H50V41H44L43 39H44V35H43V33L42 32H40V31H37L36 29H35V31H33L34 29H32V30H30V32H29V30L27 31V29H25V22H26V24L27 23H30V19L32 18V19H34V16H32V15H35V10H33L34 8H33V6H32V2L31 1H29V0H0ZM7 4V5H6ZM13 4V5H12ZM27 4H29V5H27ZM149 4V5H148ZM179 4V5H178ZM181 4H184V5H181ZM185 4L187 5L188 4V6H190L191 4V6L192 7H194V8H192L191 6V8L190 7H187L186 6V8H185V10L186 11H184L183 9H184V7H185ZM198 4H201V5H198ZM206 4V5H205ZM209 4H211V5H209ZM231 4V5H230ZM6 7H5V6ZM25 7H24V6ZM106 5V6H105ZM108 5V6H107ZM152 5V6H151ZM157 5H158V7H157ZM162 5V6H161ZM171 5V6H170ZM205 5V6H204ZM217 5V6H216ZM32 6V7H31ZM111 6V7H110ZM143 6H146V7H143ZM148 6V7H147ZM154 6V7H153ZM182 6V7H181ZM206 6H208V7H206ZM222 6V7H221ZM226 6V7H225ZM227 6H229L228 8H230V9H228V11H227ZM1 7H2V9H1ZM4 7V8H3ZM20 7H21V9H20ZM152 9V11H151V9ZM162 7V8H161ZM205 7V8H204ZM218 9H217V8ZM219 7H220V12L218 11L219 10ZM223 7H225V8H223ZM13 8V9H12ZM20 10H19V9ZM23 8V9H22ZM27 8V9H26ZM31 8H33V9H31ZM115 11H111L112 9ZM155 8H160V10L162 9V11H164V12H162V11H160L159 12V9H155ZM188 8H190V10L188 9ZM232 8H234V10L236 11H233L232 10ZM104 9V10H103ZM107 9V10H106ZM146 9V10H145ZM150 9V10H149ZM180 9V10H179ZM194 9H196L197 11H195ZM199 9V10H198ZM202 9V10H203ZM226 10V11H223V10ZM13 10V13L15 12V15L17 16V17H19L20 16V14L22 13V11H23V13L21 14L22 15V17L20 16V18H18L17 19V17L15 16L13 19H12V15H13V13L11 12ZM27 10V11H26ZM194 12H192V11ZM10 11V12H9ZM29 11H32V13H30ZM105 11V12H104ZM107 11H109V12H107ZM180 11V13H178ZM190 11V12H189ZM222 11V12H221ZM233 11V13H231V12ZM5 12V13H4ZM34 12V13H33ZM107 12V13H106ZM147 12V13H148ZM175 12V13H174ZM187 12H189V13H187ZM191 12H192V15H189V14H191ZM197 12V13H196ZM198 12L200 13V14H198ZM203 12H205V13H203ZM206 12H208L207 14H206ZM219 14H218V13ZM16 13H18V14H16ZM20 13V14H19ZM30 13V14H32L31 15V18H30V14L28 15V14ZM111 14V16H112V22L111 21H109V19L111 20V16H110V14ZM115 13V14H114ZM163 13H165V14H163ZM181 13H183V14H181ZM187 13V14H186ZM221 13V14H220ZM12 14V15H11ZM108 14V15H107ZM115 16H114V15ZM159 14H161L160 16H159ZM176 14V15H175ZM210 14V15H209ZM216 14H218L217 16H216ZM222 14H224L225 16L223 17V15ZM227 14V15H226ZM231 14V15H230ZM4 15V16H3ZM10 15V16H9ZM26 15H28L27 17H28V19L26 18ZM119 15V16H118ZM120 15H121V17H122V20L121 21H124V22H120V19H119V17H120ZM163 15V16H162ZM170 15V16H169ZM174 15V16H173ZM184 15V16H183ZM186 15H187V17H186ZM194 15V16H193ZM198 16V18H197V16ZM206 15V16H205ZM208 15L209 16H212V17H210L211 19H209V17H208ZM229 15V17H227ZM10 17L9 19L7 18V17ZM109 16V17H108ZM166 16V17H165ZM172 16V17H171ZM181 16H182V18H181ZM188 16H189V18H188ZM191 16V17H190ZM196 16V17H195ZM213 16H215V19L216 20H214V21H217V19H218V21L220 22H218V25H217V22H214V23H211V22H213V20H212V18H213ZM107 17H108V19H107ZM114 17H115V19H114ZM162 17V18H161ZM193 17V18H192ZM200 17V18H199ZM217 17V18H216ZM222 17V18H221ZM166 18H167V20H166ZM189 19L188 21H187V19ZM194 18H197V19H195V21H194ZM208 18V20H209V23L207 22V21H204V20H206ZM2 19V20H1ZM20 19H22L21 21H20ZM31 19V20H32ZM104 19H107V20H104ZM118 19V20H117ZM155 21H154V20ZM161 19H163V20H161ZM176 19V20H175ZM182 19H184L183 21H182ZM185 19H186V22H185ZM192 19V20H191ZM200 21H199V20ZM223 19V21H221V20ZM225 19V20H224ZM229 19H231V20H229ZM6 20L8 21H10L8 24H9V26H7V25H5L6 27H9V28H5L3 25L5 24V22H6ZM14 21V23H13V21ZM18 20V21H17ZM24 20V21H23ZM28 22H27V21ZM161 20V21H160ZM171 20V21H170ZM196 20H197V22H196ZM212 20V21H211ZM228 20V21H227ZM1 21H3V22H1ZM163 21H164V25H165V27H164V25L162 24L163 23ZM180 21V22H179ZM19 22H21V23H19ZM33 22V24H34V22H35V24L34 25H36V24H38L37 23V21L35 20H33L32 21ZM106 22V23H107ZM114 22V23H113ZM156 22H157V24H159V25H157L156 24ZM159 22V23H158ZM167 22H168V24L170 25H168L167 24ZM172 22V23H171ZM182 22V23H181ZM185 22V23H184ZM194 22V23H193ZM204 22H205V24H204ZM206 22H207V24H208V26L206 27ZM223 22H225L224 24H226L227 26H225L224 24H223ZM229 22H230V24H232V25H230L229 24ZM12 23L13 24H15V25H12ZM24 25H23V24ZM88 23H90V25L88 24ZM94 23V24H93ZM123 23H125L124 25H123ZM128 25H127V24ZM166 23V24H165ZM178 23V24H177ZM187 23V24H186ZM188 23L190 24L189 26H186V25H188ZM195 25V24H197V25H195V26H193V24ZM211 23V24H210ZM224 25H222V24ZM93 24V25H92ZM96 24V25H95ZM105 26H104V25ZM172 24V25H171ZM182 24V25H181ZM183 24H185V26L183 25ZM212 25L210 28L211 29H213L212 27H215V31L213 30V32H212V30L209 28V26L210 25ZM213 24H214V26H213ZM219 24H221L222 26H220L221 27V30H219ZM12 25V28L10 27ZM85 25V26H86ZM120 25V26H119ZM129 25H131V26H133V27H131V26H129ZM157 25V26H156ZM167 25V26H166ZM234 25V26H233ZM18 26H20V27H18ZM22 26H24V29H22L23 27ZM86 26V27H87ZM103 26V27H102ZM123 26H124V28H123ZM149 26V27H148ZM159 26V27H158ZM165 28H163V27ZM176 26H177V28H176ZM182 26H184V27H182ZM217 26H218V30L216 29L217 28ZM4 27V28H3ZM105 27V28H104ZM107 27H109V28H111V29H113V31L111 30V32H110V30H109V28L106 30V28ZM130 28V31H129V28ZM144 27H147V29L143 32V30L145 29ZM166 27H168L167 29H166ZM193 27H194V29H193ZM237 27V28H236ZM238 27H239V29H238ZM16 28V29H15ZM88 28V27H87ZM86 28V29H87ZM102 28V29H101ZM118 28H119V30H118ZM125 28H126V30H128V31H126L125 30ZM132 28V29H131ZM135 28V29H134ZM156 28V29H155ZM159 28V29H158ZM164 29V30H162V29ZM182 28L184 29V30H186V31H182ZM187 28H188V30H190V31H188L187 30ZM190 28V29H189ZM197 28V29H196ZM210 30H208V29ZM228 28H229V30H228ZM231 28V29H230ZM6 29H8V30H6V32H4ZM104 29H105V31H104ZM116 29V30H115ZM123 29V30H122ZM138 29H139V31H138ZM151 29L153 30V31H151ZM193 29V30H192ZM235 29V30H234ZM241 29V30H240ZM19 30V31H18ZM98 30V31H97ZM125 30V31H124ZM131 30H133V31H131ZM135 30V31H134ZM149 30V31H148ZM155 30H157V31H155ZM174 30V31H173ZM207 30H208V32H207ZM228 30V31H227ZM240 30V31H239ZM17 31V32H16ZM24 31H26V32H24ZM118 31H120L119 33H118ZM137 31V32H136ZM140 31H141V33H140ZM149 33H148V32ZM177 31V32H176ZM188 31V32H187ZM192 31V32H191ZM193 31H195V32H193ZM200 31H201V33H200ZM216 31H218L220 34H215L214 35V33H216ZM226 33H225V32ZM229 31H230V35H228V37H227V34H229ZM232 31V32H231ZM233 31H234V33H233ZM238 32L239 31V33H236V32ZM20 32V33H19ZM29 34H28V33ZM116 32V33H115ZM130 32V33H129ZM134 32V33H133ZM168 32V33H167ZM185 32H187L188 33V35H187V33H185ZM190 32V33H189ZM199 32V33H198ZM212 32V33H211ZM228 32V33H227ZM240 32H241V34H240ZM27 33V35H24V34H26ZM32 33H34V34H32ZM101 33V34H100ZM110 33V34H109ZM120 33H122L123 35H121ZM125 33V34H124ZM132 33V34H131ZM147 34V36H146V34L145 35H143V34ZM157 33V34H156ZM160 33V34H159ZM167 33V34H166ZM174 33V34H173ZM211 33V34H210ZM223 33H225V35L223 34ZM233 33V34H232ZM38 35V37H37V35ZM42 34V35H41ZM108 34V35H107ZM118 34H120L119 35V38L117 37L118 36ZM136 34V35H135ZM138 34H141V35H138ZM156 34V35H155ZM171 34V35H170ZM180 34H181V36H180ZM185 34V35H184ZM198 34H200V35H198ZM237 34V35H236ZM16 35V36H15ZM19 35V36H18ZM21 35V36H20ZM40 35V36H39ZM99 35V36H98ZM101 35V36H100ZM132 35V36H131ZM134 35V36H133ZM170 35V36H169ZM192 35V36H191ZM210 35H212V36H210ZM220 37L219 38V40H218V37ZM223 35V36H225V37H227L226 39L228 40H232V41H227V40H225V37L223 38V37H221V36ZM240 35V36H239ZM23 36V37H22ZM25 36H29L30 38L28 39V37H25ZM43 38H42V37ZM112 36V37H111ZM124 36V37H123ZM144 36H146L145 38H144ZM151 36V37H150ZM186 36H189V38L187 37V39H188V41H190L189 43H188V41H187V39H184V37H186ZM195 36V37H194ZM216 36V37H215ZM16 37V38H15ZM20 37H22V38H20ZM40 37V38H39ZM128 39H127V38ZM157 37H158V39H157ZM173 37V38H172ZM176 37H178V38H176ZM191 37V38H190ZM194 37V38H193ZM197 37V38H196ZM204 37V38H203ZM207 37V39H205ZM211 37V38H210ZM235 39H234V38ZM236 37H237V39H236ZM6 38V39H5ZM18 38H20V40L18 39ZM29 41H26V39ZM35 38V39H34ZM125 38V39H124ZM141 38H144V39H142V40H144L145 42H146V44H145V42L143 43V41L141 40ZM149 38V39H148ZM200 40H199V39ZM209 38V39H208ZM217 38V39H216ZM221 38L224 40V42L223 41H221ZM34 39V40H33ZM39 39V40H38ZM40 39H42V40H40ZM103 39V40H102ZM107 39H110L111 41H107ZM118 39H120V40H118ZM121 39H123V41L121 40ZM129 40V41H127V40ZM131 39V40H130ZM189 39H191V40H189ZM205 39V40H204ZM240 39V40H239ZM24 40V41H23ZM149 40H150V42L152 43V41L154 42V43H152V44H148V43H150L149 42ZM166 42H164V41ZM174 41V42H170V41ZM179 40V41H178ZM206 40L208 41V45L206 44L205 45V43H206ZM209 40H211V44L213 43H215L214 45H217L216 47H220V48H218V49H220V50H218L217 49V51H220V52H217V51H215V52H217V53H214V50H213V48L212 47H214L213 45H211L212 47H210V45H209V43H210V41ZM220 41L221 43H217V41ZM9 41V42H8ZM12 41V42H11ZM26 41V42H25ZM118 41V42H117ZM122 41V42H121ZM125 41V42H124ZM129 42V45H128V43L127 42ZM130 41H132V42H130ZM134 41V42H133ZM160 41V42H159ZM184 43H183V42ZM187 41V42H186ZM227 41V42H226ZM235 42L234 44L232 43V42ZM237 41H239V42H237ZM240 41H242V42H240ZM16 42V43H15ZM19 42V43H18ZM33 42V43H32ZM39 42V43H38ZM120 42V43H119ZM140 42V43H139ZM148 42V43H147ZM159 43V44H157V43ZM192 42H195V43H192ZM196 42H198V43H196ZM200 42V43H199ZM202 42H205V43H202ZM226 42V43H225ZM15 43V44H14ZM23 43V44H22ZM29 43V44H28ZM37 43V44H36ZM117 43V44H116ZM123 43V45H121ZM126 44V46H125V44ZM132 43H135V45L133 46V44ZM182 43V44H181ZM237 43H238V45H237ZM240 43V44H239ZM2 44V45H1ZM28 44V45H27ZM33 44V45H32ZM40 46H39V45ZM140 44H141V46H140ZM142 44H145V45H148V49L150 50L151 48L149 47V46H151V45H153V46H157L156 48L159 50V52H160V54H159V56H157L156 55V57H158V59L156 60L155 59V57L153 58L154 59V61L156 62V63H159L160 61V63L159 64H156V63H154L155 64V66L153 65V63L152 62H154L153 60H152V62L150 61L149 62V64L151 63L152 65H153V67L151 66V65H149L148 64V62H147V60H146V58H144V56H146L150 51L148 50V49H146L147 48V46H144V45H142ZM155 44V45H154ZM157 44V45H156ZM163 44V45H162ZM165 44V45H164ZM190 44V45H189ZM194 46H193V45ZM204 44V45H203ZM220 44H221V46H220ZM233 44V45H232ZM15 47H14V46ZM20 46V47H18V46ZM38 45V46H37ZM132 45V47H130ZM170 45V46H169ZM185 45V46H184ZM188 45V46H187ZM192 45V46H191ZM195 45H196V47H195ZM223 45H225V49L223 50L222 49V47L224 48V46ZM234 45H235V47H234ZM237 45V46H236ZM2 46V47H1ZM123 46V47H122ZM143 46V48H140V47H142ZM198 46H199V48H198ZM205 48V50H207L208 51V54H209V56H208V54H206V51L205 50H201V49H204L203 47ZM205 46H207V47H209L208 49H207V47H205ZM231 46V47H230ZM241 46V45H240ZM17 47V48H16ZM45 47V48H44ZM128 47L129 49H130V53L129 54H127V52H126V54L124 53V50H128V49H126V48ZM133 47H135V48H133ZM162 47V48H161ZM167 47V48H166ZM169 47V48H168ZM172 47V48H171ZM183 47V48H182ZM186 47V48H185ZM190 47V48H189ZM192 47V48H191ZM216 47H214V49H216ZM234 49H233V48ZM236 47H237V49H236ZM11 48V49H10ZM19 48V49H18ZM30 48V49H29ZM35 48V51H36V53L33 51V49ZM37 48L38 49H40V50H37ZM139 49V51H141V52H139L137 49ZM180 48V49H179ZM186 50H185V49ZM195 48V49H194ZM196 48H197V51H198V53L197 52H195V50H196ZM201 48V49H200ZM16 49V50H15ZM32 49V50H31ZM44 49V50H43ZM117 49V50H116ZM118 49H119V51H118ZM134 49V51H132ZM144 49V50H143ZM146 49V50H145ZM162 49H164V50H162ZM173 50V51H169V50ZM194 51H193V50ZM210 49H212V50H210ZM231 49H233L232 50V52H230V50ZM2 50V51H1ZM4 50V51H3ZM28 50V51H27ZM31 50V52H29ZM121 50V51H120ZM136 50L138 51V54H137V52H136ZM189 50H191L192 52H190ZM202 52H204V53H201V51ZM225 51V52H221V51ZM26 53H25V52ZM38 51V52H37ZM42 51V52H41ZM116 51V52H115ZM123 51V52H122ZM212 51V52H211ZM227 51V52H226ZM22 52V53H21ZM28 52V53H27ZM48 52V51H47ZM53 52V53H52ZM106 52H107V54H106ZM114 52V53H113ZM119 52V53H118ZM128 52H129V50H128ZM164 52H165V54H164ZM173 52V53H172ZM184 52H187V53H185L184 54ZM190 52V53H189ZM212 53V54H210V53ZM234 52H236L235 54H234ZM38 53H40V56H39V54ZM111 53H113V54H111ZM122 53H123V55H122ZM140 53L141 54H143V55H141L140 56ZM176 53V54H175ZM191 53L193 54V55H191ZM197 53V54H196ZM206 54L207 56H205L204 57V55H202L201 56V54ZM219 53H222L223 55L222 56H224L223 58L221 57V54L219 55ZM227 53V54H226ZM233 53V54H232ZM16 54V55H15ZM33 54H37L36 56H38V59H39V63H38V68L36 67H31V65H30V63H28L29 62V60L27 61V58L29 59V57H30V55H33ZM53 54H54V56L56 57V58H54L53 57V60L55 59L56 60V64L53 62V61H51V62H53V64H55V65H57L56 66V69H55V65H54V67L52 66L51 68H50V59L52 58V56H53ZM115 54V55H114ZM117 54H119V55H117ZM136 54V55H135ZM170 54V55H169ZM178 54V55H177ZM183 54V56H181ZM196 54V55H195ZM200 54V56L201 57H199L198 55ZM216 54V55H215ZM231 54V55H230ZM18 55V56H17ZM23 55V56H22ZM47 55V56H51V58H45V56ZM113 55V57H110V56H112ZM125 55V56H124ZM132 55V56H131ZM138 55V56H137ZM161 55L163 56V55H166V56H164V57H161ZM185 55V56H184ZM211 55V56H210ZM213 55L214 56H217L216 57V60H221V58H222V61L226 58V61L224 62V64L226 63V65H225V67H229V70L228 69H226L227 70V74H224L223 75V77H221L222 75H216V73H215V77L216 76H218L217 78H215L214 76L212 77V75L213 74H208V77L205 75V74H207V73H205V71L204 70H202V66H203V64L204 63H206L207 62V57H210V58H212V59H214L215 57H213ZM227 55H230L229 57L227 56ZM234 55V56H233ZM13 56V57H12ZM28 56V57H27ZM44 56V57H43ZM46 56V57H47ZM110 58H109V57ZM117 56V57H116ZM124 57V60H123V58L122 57ZM136 57V60H135V57ZM170 56V57H169ZM190 56H192V57H190ZM194 56H196V57H194ZM25 57H26V62H25ZM43 57V58H42ZM105 57V56H104ZM120 57H121V60H120ZM133 57V58H132ZM143 57V58H142ZM174 57V58H173ZM176 57V58H175ZM177 57H178V59H177ZM188 58L189 60H191L192 62H195V59L197 58V60H196V62L194 63V64H192V62H190L188 59H185V58ZM193 57H194V59H193ZM204 57V59H202ZM219 57V58H218ZM229 59H228V58ZM232 57V58H231ZM235 57V58H234ZM142 58V59H141ZM161 58H163V59H161ZM165 58V59H164ZM169 58V59H168ZM171 58V59H170ZM173 58V59H172ZM182 58L185 60V62H187L186 64H184L185 62H183L182 61ZM192 58V59H191ZM198 58H200V59H198ZM218 58V59H217ZM234 58V59H233ZM5 59V60H4ZM23 59V60H22ZM143 59H145L146 61H144ZM201 59L203 60V61H201ZM230 60L231 61V64L233 63L234 64V62H235V66L237 67H235L234 65H232L231 66V64H229L230 62L228 61V60ZM44 60H46V61H44ZM52 60V59H51ZM54 60V61H55ZM132 60V61H131ZM138 60L140 61V62H138ZM158 60H160L159 62H158ZM175 60H177V61H175ZM180 60V61H179ZM187 60V61H186ZM19 63H17V62ZM24 63H23V62ZM121 63H120V62ZM125 61V62H124ZM130 61V62H129ZM135 61H137V62H135ZM142 61H143V63H142ZM179 61V62H178ZM200 61V62H199ZM204 61H206V62H204ZM5 62V63H4ZM43 62H45L42 66H41V64L40 63H43ZM47 62H48V64H47ZM126 62H128V63H126ZM133 62V63H132ZM164 62V63H163ZM171 64H170V63ZM183 62V63H182ZM189 62V63H188ZM202 62H204V63H202ZM229 62V63H228ZM17 65H16V64ZM123 63V64H122ZM137 63V64H136ZM142 63V64H141ZM147 63V64H146ZM167 63V64H166ZM175 65V67H174V70H172L173 68V64ZM184 64V65H182V64ZM193 65H191V64ZM201 63V64H200ZM10 64V65H9ZM14 64V65H13ZM24 64V65H23ZM27 64V65H26ZM61 64V65H60ZM106 64H109L110 65V67H108ZM122 64V65H121ZM132 64H133V66H132ZM139 64H141L140 66H139ZM146 64V65H145ZM166 64V65H165ZM168 64L169 65H173L172 67H169L168 66ZM181 64V65H180ZM188 64V65H187ZM196 64V67L199 65V67L201 68H199V67H195L194 65ZM228 64V65H227ZM13 65V66H12ZM18 65H20V66H18ZM21 65H23L22 67H21ZM26 65V66H25ZM28 65H29V67H28ZM52 65V64H51ZM60 65V66H59ZM114 65V66H113ZM121 67H120V66ZM128 65H129V67H128ZM142 65H143V67H142ZM151 66L150 67V69L152 70V71H150L148 68H149V66ZM158 65V66H157ZM164 65H165V67H164ZM185 65H186V68H185V70H184V67H185ZM192 66V68H190L191 66ZM25 66V67H24ZM106 66V67H105ZM113 66V67H112ZM125 66V67H124ZM131 66V67H130ZM157 66V67H156ZM178 66H179V68H178ZM181 66H182V69H181ZM190 66V67H189ZM231 66V67H230ZM5 67V68H4ZM29 68V71L27 70V68ZM45 67H47L48 69L47 70H49V69H51V70H49L50 71V73H49V71H47V70H45L46 68ZM109 69H108V68ZM125 69H123V68ZM136 69H135V68ZM140 67H142V68H140ZM147 67V70L145 69ZM177 67V68H176ZM188 67L191 69V70H197V69H199L200 71L202 70L203 72H198V70H197V72H195V71H192V72H195L196 74H193L191 71H190V69H188ZM195 67V68H194ZM234 69H233V68ZM240 67V68H239ZM25 68V69H24ZM105 68L107 69V70H105ZM112 68V69H111ZM114 68V69H113ZM128 68H131V69H129V70H131V72L130 73H126V72H129V70H128ZM134 68V69H133ZM166 68V69H165ZM169 68V69H168ZM172 68V69H171ZM232 68V69H231ZM236 68V69H235ZM18 69V70H17ZM23 69V70H22ZM38 69H40V70H42L43 72H44V74L43 73H41V71L40 72H38ZM53 69V70H52ZM55 69V70H54ZM102 69V70H101ZM105 71H104V70ZM120 69L121 70H123V71H120ZM127 69V70H126ZM140 69H142V72H141V70ZM145 69V70H144ZM164 69V70H163ZM183 70V71H181V70ZM188 69V70H187ZM231 69V70H230ZM239 69H240V71H239ZM25 70H27L28 72H29V74H28V72H26ZM30 70H32V72L30 71ZM110 70H113V71H110ZM136 70V71H135ZM138 70H140L139 72H137ZM144 70V71H143ZM156 70V71H155ZM161 70H163V71H161ZM171 70H172V73H171ZM235 70V71H234ZM22 71V72H21ZM23 71H24V73H23ZM34 71H35V73L37 74H34ZM37 71V72H36ZM47 71V72H46ZM53 71V72H52ZM57 71V72H56ZM116 71V72H115ZM125 71V72H124ZM135 71V72H134ZM149 73H148V72ZM155 71V72H154ZM173 71H174V73H173ZM178 71V72H177ZM231 71V72H230ZM233 71V72H232ZM21 72V73H20ZM26 72V73H25ZM114 72H115V74H114ZM118 72V73H117ZM144 72V74H142ZM187 72V73H186ZM188 72H189V74L191 75V73H192V75L190 76L189 74H188ZM32 73V74H31ZM39 73V74H38ZM46 73V74H45ZM135 73V74H134ZM136 73H138V76L139 77H137V74ZM158 73V74H157ZM171 73V74H170ZM177 73V74H176ZM182 73V74H181ZM188 74V75H186V74ZM197 73H198V75H197ZM205 73V74H204ZM225 73V72H224ZM9 74H10V76H9ZM25 76H24V75ZM42 74H43V76L44 77H42ZM51 76H50V75ZM111 76H110V75ZM118 74V75H117ZM120 74V75H119ZM124 74H126V75H124ZM130 74V75H129ZM140 74H141V77H140ZM164 74V75H163ZM169 74V75H168ZM175 74V75H174ZM183 74H184V76H183ZM221 74V73H220ZM46 75H48V76H50V77H46ZM54 75H56V76H54ZM60 77H59V76ZM142 75H144V76H142ZM147 75V76H146ZM148 75H150V77H148ZM152 75V76H151ZM180 75H181V78H182V80H181V78H180ZM194 75H196L197 76V78H195V79H192L193 77H196V76H194ZM201 75H203V77L201 76ZM21 76V77H20ZM36 76V77H35ZM41 76V77H40ZM54 76V78H52V79H50L51 77H53ZM114 76V77H113ZM118 76V77H117ZM127 76V77H126ZM132 79V77H133V81H131V79H130V82L128 83V79H129V77ZM186 79V77H188L189 76V78L191 77V79L194 81H192V83H186V80L183 78V77ZM186 76V77H185ZM193 76V77H192ZM211 78H210V77ZM219 76L221 77V78H219ZM10 77V78H9ZM17 77H19V78H17ZM24 77V78H23ZM35 77V78H34ZM39 77V78H38ZM99 77V78H98ZM127 79H126V78ZM138 78L137 80H135V78ZM154 77V78H153ZM167 77V78H166ZM202 77V78H201ZM37 78V79H36ZM42 78V79H41ZM43 78H44V80H43ZM46 78V79H45ZM47 78L49 79V80H47ZM97 78V79H96ZM104 79V82L106 81V82H108L109 81V79H111L110 80V82L109 83H111V84H109V85H111V87L110 86H108V84H107V86H108V88H110L112 91H110V89H107V88H105V87H107V86H105L106 84L104 83V82H102L103 81V79ZM107 78H109V79H107ZM139 78H140V80H139ZM144 80H143V79ZM153 78V79H152ZM175 78V79H174ZM199 78H201V79H199ZM207 78V80H211L210 81V83H209V81L207 82V80H205ZM212 78H214V79H212ZM224 78H226V79H224ZM10 81H9V80ZM16 81H15V80ZM22 79V81H19V80H21ZM102 79V80H101ZM121 79H122V81L123 82H121ZM148 81H147V80ZM152 81H151V80ZM197 79H199V80H197ZM216 79V80H215ZM222 79V80H221ZM7 80V81H6ZM17 80L21 83H17ZM39 80H41V81H43L44 82V84H41V83H43V82H40ZM54 81V83H56V84H54L52 81ZM55 80H56V82H55ZM59 80V81H58ZM62 80V81H61ZM101 82H100V81ZM117 80V81H116ZM136 82H135V81ZM143 82H142V81ZM185 80V81H184ZM197 82H196V81ZM203 80V81H202ZM218 80H219V82H218ZM221 80V81H220ZM36 81L38 82V83H36ZM48 81H50V82H48ZM127 81V82H126ZM140 81V82H139ZM177 81V82H176ZM199 81L200 82H202V84L204 85V87H203V85H200L201 83H199ZM213 81V82H212ZM216 83H215V82ZM40 82V83H39ZM45 82H46V86H49L50 84H53L52 86L50 85V87H47L46 88V86H45ZM114 84H113V83ZM152 82V83H151ZM176 82V83H175ZM228 82V81H227ZM49 83V84H48ZM105 84V85H103V84ZM120 83V84H119ZM122 83V84H121ZM126 83V84H125ZM129 85H132V86H134V88L131 86H129ZM173 83V84H172ZM178 83V84H177ZM182 83V84H181ZM186 83V84H185ZM205 83V84H204ZM212 83H213V85H212ZM217 83H219L218 84V86H216L217 85ZM224 86V88H222L223 86L221 85V84ZM225 83V84H224ZM4 84V85H3ZM18 84V85H17ZM124 84V85H123ZM135 84V85H134ZM147 84V85H146ZM166 84V85H165ZM187 86L188 84H189V86H187L188 88H186V86ZM193 84V86H195V90L193 89L194 87L192 86V87H190L191 85ZM197 84V85H196ZM199 84V85H198ZM216 84V85H215ZM25 85V86H24ZM33 85H35V86H33ZM44 85V86H43ZM121 85V86H120ZM138 85H139V87H138ZM143 85V86H142ZM219 85H221L222 87H219ZM244 85H246V86H244ZM242 87L243 88H241V92H249V94H251L252 95V97H254V96H256L255 94H257L255 91H254V89H252V88H250L247 84H244ZM8 86V87H7ZM21 86V87H20ZM56 86V87H55ZM61 86V87H60ZM164 86H166L167 88H165ZM181 86V87H180ZM198 87V89H199V91H200V93H199V91L197 92V87ZM200 86V87H199ZM201 86H202V88H201ZM206 86H207V88H206ZM212 86H215L214 87V89H211V87ZM225 86H226V89H225ZM11 87V88H10ZM16 87H17V89H16ZM18 87H20L19 89H18ZM34 87H36V88H34ZM41 87H45L44 89L43 88H41ZM141 87H144L143 89H141ZM180 87V88H179ZM217 87H218V89H217ZM247 87H249L250 88V90L249 89H245V88H247ZM13 88H15V89H13ZM23 88H24V91H23ZM33 88V89H32ZM130 88V89H129ZM183 88V89H182ZM186 88V89H185ZM213 88V87H212ZM13 89V90H12ZM22 89V90H21ZM31 89V90H30ZM106 89L107 90H109V91H106ZM118 89H119V91H118ZM137 89V90H136ZM146 89H147V91H146ZM177 89V90H176ZM190 89H192L193 90V92H195V93H192V90H190ZM202 89V90H201ZM253 91H252V90ZM19 90V91H18ZM21 90V91H20ZM143 90V91H142ZM145 90V91H144ZM181 90V91H180ZM183 90V91H182ZM189 90H190V92H191V94L189 93ZM217 90L221 93H219V92H217ZM244 90V91H243ZM4 91H6V93L4 92ZM16 91V92H15ZM23 91V92H22ZM28 93H27V92ZM132 91H134V92H132ZM139 93H138V92ZM142 91V92H141ZM188 91V92H187ZM201 91H202V95H201ZM203 91H205L204 93L205 94H203ZM207 91H208V94H206L207 93ZM251 91V92H250ZM16 93V94H14V93ZM29 92H30V94H29ZM34 92V93H33ZM109 92H110V94L111 95H109ZM113 94H112V93ZM119 94H118V93ZM149 92V93H148ZM172 92V93H171ZM182 94H180V93ZM187 92V93H186ZM199 94V95H201V96H199V98H198V96H196V95H198L197 93ZM214 92H215V94H214ZM253 92H255V94H253ZM190 95H189V94ZM220 95H223V96H220ZM24 94V95H23ZM38 94V95H37ZM115 94V95H114ZM176 94V95H175ZM187 94H188V96H187ZM215 96H214V95ZM229 94L230 95V97H229V95L227 96V95ZM248 94V93H247ZM32 95V96H31ZM42 95V96H41ZM114 95V96H113ZM123 95V96H122ZM178 95V96H177ZM193 95H195L197 98H196V100H194L195 98L193 97ZM204 95V96H203ZM205 95H208V100H206L205 99V97H207V96H205ZM217 95V96H216ZM218 95H219V97H218ZM232 95V96H231ZM14 96V97H13ZM19 96V97H18ZM29 96H31V97H29ZM42 98H41V97ZM112 96V97H111ZM120 96V98H118V97ZM122 96V97H121ZM150 96V97H149ZM173 98H172V97ZM189 96H190V98H189ZM193 98H192V97ZM209 96L212 98L211 100H210V98H209ZM29 97V98H28ZM111 98V100H110V98ZM203 97V98H202ZM215 97V99H213ZM218 97V98H217ZM221 97V98H220ZM223 97V98H222ZM228 97V98H227ZM28 98V99H27ZM112 98H114V99H112ZM124 98V99H123ZM180 98V99H179ZM230 98V99H229ZM234 98V99H233ZM32 99V100H31ZM39 100V102H38V100ZM44 99V100H43ZM133 99V100H132ZM159 99V100H158ZM161 99V100H160ZM185 99V100H184ZM189 99H190V101H189ZM199 99H203V100H199ZM217 99V100H216ZM222 99H223V101H222ZM226 101H225V100ZM232 99V100H231ZM34 100H36V101H34ZM114 101V102H110V101ZM123 100V101H122ZM137 100L139 101V102H137ZM198 100V101H197ZM206 100V101H205ZM214 102H213V101ZM221 100V101H220ZM230 100H231V102H230ZM233 100H234V102H233ZM263 100V101H262ZM12 101V102H11ZM20 101V102H19ZM34 101V102H33ZM116 101H118L117 103L118 104H115V105H117V106H115L114 105V103H116ZM132 101V102H131ZM169 101V102H168ZM184 103H183V102ZM187 101V102H186ZM195 101H197L195 104L197 105H195L194 104V102ZM203 101V102H202ZM205 101V102H204ZM207 101H209V102H207ZM225 101V102H224ZM228 101V102H227ZM251 101V100H250ZM36 102V103H35ZM44 102V103H43ZM125 102V103H124ZM130 103V104H134V103H136V104H139V105H144V106H142L143 108H136V110L133 108V106L132 105H130L129 106V104H126V103ZM134 102V103H133ZM150 103V105H149V103ZM171 102V103H170ZM180 102H181V105H180ZM217 102H219V103H217ZM221 102V103H220ZM227 102V103H226ZM237 102V101H236ZM112 103V104H111ZM185 103H187V104H185ZM193 103V105H191ZM198 103L200 104V106L198 105ZM206 104V108H204V105ZM208 103V104H207ZM225 103V104H224ZM231 103V104H230ZM25 104V105H24ZM163 104V106H164V108H163V106H161ZM168 104V105H167ZM172 104V105H171ZM201 104H202V106H201ZM210 104V105H209ZM212 104V105H211ZM217 104V106H219V107H217V106H215V105ZM227 104H228V106H227ZM252 104H253V106H252ZM15 105V106H14ZM111 107H109V106ZM113 105H114V107H113ZM149 105V106H148ZM167 105V106H166ZM186 105V106H185ZM221 105V106H220ZM222 105H223V108H221V109H219L220 107H222ZM224 105H226L225 107H224ZM107 106H108V108H107ZM177 107V109H176V107ZM182 106H184V107H186V108H184V107H182ZM187 106H189V107H187ZM193 106V107H192ZM229 106H231V107H229ZM3 107V108H2ZM18 107H19V109H18ZM34 107V108H33ZM128 107L130 108V109H128ZM145 107H147V108H145ZM149 107V108H148ZM160 107V108H159ZM166 107V108H165ZM168 107V108H167ZM171 107V108H170ZM191 107V108H190ZM195 107V108H194ZM196 107H197V109H202V111L201 110H199V113L201 114L202 113V115H198L199 113L197 112V111H195L196 110ZM200 107V108H199ZM202 107V108H201ZM212 107V108H211ZM216 107V108H215ZM33 108V109H32ZM104 108V109H103ZM123 108H124V110H123ZM127 108V109H126ZM131 108H132V110H131ZM209 108H211V110L209 109ZM21 109V110H20ZM43 109V110H42ZM45 109H46V111H45ZM126 109V110H125ZM134 109V110H133ZM145 109V110H144ZM149 109V110H148ZM172 109V110H171ZM176 109V110H175ZM181 109H183V110H181ZM185 109V110H184ZM189 109H191V111H193V114H192V112L191 111H189ZM205 109V110H204ZM207 109V110H206ZM224 109H226V110H224ZM228 109V110H227ZM249 109V110H248ZM261 109V110H260ZM156 110V111H155ZM182 112L183 111V113H181L180 111ZM187 110L189 111V112H187ZM204 110V111H203ZM213 110V111H212ZM214 110H215V112H214ZM223 110V111H222ZM255 110H256V112H255ZM259 110H260V112H259ZM97 111V112H96ZM101 111H102V113H103V115L101 114ZM130 111V112H129ZM131 111L134 113H131ZM139 111V112H138ZM206 111H207V113H206ZM211 111H212V116H208L207 114L209 113V115H210V113H211ZM217 111V112H216ZM24 112V113H23ZM136 112V113H135ZM174 114H173V113ZM178 112V113H177ZM180 112V113H179ZM187 112V113H186ZM190 112H191V114H190ZM198 114H197V113ZM220 112V113H219ZM224 112V113H223ZM228 112V113H227ZM257 112H259L258 114H257ZM22 113H23V115H22ZM37 113H39V115H37ZM46 113H48V114H46ZM105 113V114H104ZM130 113V114H129ZM145 113H146V115H145ZM213 113H214V115H213ZM218 113V114H217ZM253 116H255V117H252L250 114ZM262 113V114H261ZM108 114V115H107ZM137 114V115H136ZM139 114H142V116L141 115H139ZM144 114V115H143ZM152 114V115H151ZM167 114V115H166ZM171 114H173V115H171ZM181 114V115H180ZM187 114V116L189 117V119L187 120V117L185 116ZM230 114H231V116H230ZM248 114H249V116H248ZM5 115V116H4ZM8 115V116H7ZM31 115V116H30ZM35 115V116H34ZM101 115V116H100ZM127 115H129V117L127 116ZM138 115H139V117H138ZM170 115V116H169ZM190 115H194V116H190ZM197 115V116H196ZM208 117V118H210V120H214L213 121V123H212V121H210L208 118H206L205 119V117L206 116ZM218 115V116H217ZM224 115V116H223ZM98 116V117H97ZM108 116V117H107ZM143 116H145V117H143ZM151 116V117H150ZM200 116H202V119H201V117ZM203 116H205V117H203ZM215 117V119H214V117ZM216 116H217V118H216ZM227 116V117H226ZM245 116V117H244ZM259 116H260V118H259ZM23 117H26V118H23ZM28 117H30L29 119H30V121L29 120H27L28 119ZM35 117V118H34ZM101 117H102V119H101ZM104 117V118H103ZM158 117H160V118H158ZM194 117H196V118H194ZM213 117V118H212ZM226 117V118H225ZM230 117H232L231 119H229ZM244 117V118H243ZM144 118H145V120H144ZM153 118V119H152ZM252 118V119H251ZM0 119V120H1ZM7 119H5L4 121H6ZM36 119V120H35ZM42 119H40L39 118V120H42ZM99 119V120H98ZM112 120V122H110L111 120ZM149 119V120H148ZM164 119V120H163ZM195 119H197L198 120V122L195 120ZM199 119H201V120H199ZM221 119H223L224 121H222ZM226 119V120H225ZM255 119V120H254ZM3 120L2 121H0L1 123L0 124H4V122H3ZM27 120V121H26ZM31 120L32 121H34V122H31ZM108 120V121H107ZM110 120V121H109ZM143 120V121H142ZM163 120V121H162ZM179 120V121H178ZM192 120H193V122H192ZM194 120L196 121V122H194ZM216 120V121H215ZM218 120V121H217ZM220 120V121H219ZM244 120H246V121H244ZM252 121V124H250L251 123V121ZM155 122V123H152V122ZM210 121V122H209ZM228 121V122H227ZM253 121H255L256 123L254 124V122ZM3 122V123H2ZM14 122H15V125H14ZM98 122V123H97ZM145 122H146V124H145ZM149 122V123H148ZM169 122V123H168ZM173 122V123H172ZM193 124H192V123ZM206 122V123H205ZM215 122V123H214ZM221 122V123H220ZM235 122V123H234ZM240 122V123H239ZM245 122V123H244ZM114 123V122H113ZM151 123V125H149ZM169 125H168V124ZM179 123V124H178ZM196 123V124H195ZM202 124V126H201V124ZM203 123H205V125L203 126ZM208 123H210V124H212L211 125V127L209 126L210 124H208ZM217 123V124H216ZM234 123V124H233ZM244 123V124H243ZM248 123V124H247ZM17 124V125H16ZM154 124H155V127H154ZM166 124V125H165ZM171 124H173V125H171ZM185 124V125H184ZM199 124V125H198ZM208 124V125H207ZM224 124V125H225ZM244 126H243V125ZM150 126V129H149V126ZM164 125H165V128H164ZM179 125L181 126V127H179ZM189 125H192V126H188ZM193 125H194V127H196L197 125V128H195L196 129V132H195V130H194V127H193ZM214 125V127L212 128V126ZM233 125H235V126H233ZM238 125V126H237ZM240 125V126H239ZM246 125H247V127H249V128H247L246 127ZM249 125V126H248ZM251 125V126H250ZM27 126H28V128H27ZM30 126V127H29ZM32 126V127H31ZM154 127V129H153V127ZM157 126V127H156ZM184 126L186 127V128H184ZM201 126V127H200ZM4 126L3 125H0V131H3V128ZM19 127V128H18ZM23 127V128H22ZM146 127V128H145ZM148 127V128H147ZM152 127V128H151ZM159 127V128H158ZM171 128V129H168V128ZM180 129L181 128V130L179 131L178 130V128ZM182 127H183V129H182ZM199 127V128H198ZM202 127H204V129H206V130H204V129H200V128H202ZM238 127V128H237ZM250 127H251V129H250ZM2 128V129H1ZM25 128V129H24ZM31 128V129H30ZM158 128V129H157ZM164 128V129H163ZM189 128V129H188ZM191 128V129H190ZM212 128V129H211ZM216 128V129H215ZM237 128V129H236ZM13 131H12V130ZM27 129H28V131H27ZM149 129V130H148ZM176 130V132H174V131H170V130ZM187 129V130H186ZM208 129H210V130H208ZM214 129V130H213ZM221 129H222V126H221ZM242 129V128H241ZM13 132V133H11V131ZM29 130H32V131H29ZM151 130V131H150ZM166 131V134H165V131ZM168 130V131H167ZM185 130V131H184ZM192 130H194V131H192ZM236 132H235V131ZM15 131V132H14ZM22 131H24V132H22ZM164 131V132H163ZM178 131H179V133H178ZM190 132V131H192V132H190V133H187V132ZM204 132V134L203 133H201V132ZM208 131H209V133H208ZM10 132V133H9ZM17 132H21L22 133V135H23V137H22V135H21V133H17ZM27 132V133H26ZM171 132V133H170ZM183 132V133H182ZM186 132V133H185ZM200 132V133H199ZM207 132V133H206ZM241 132V136H242V138H243V136H246V133L244 132V130L242 131H240ZM242 132H243V135H242ZM28 134L27 136H29V137H27L26 136V134ZM148 133V135H145V134H147ZM181 133V134H180ZM198 133V134H197ZM210 133H211V135H210ZM9 134V135H8ZM25 134V135H24ZM195 134V135H194ZM201 134H203L204 136H202ZM233 134V135H234ZM37 135V136H36ZM143 137H141V136ZM159 135V136H158ZM174 135V136H173ZM183 135H186V136H183ZM193 135V136H192ZM239 135H240V133H239ZM147 138H145V137ZM149 136H151V137H149ZM167 136V137H166ZM168 136H170V137H168ZM183 136V137H182ZM189 136V137H188ZM18 137V138H17ZM20 137H22L21 139H20ZM33 137H34V139H33ZM175 137H177V138H175ZM184 137H185V139H184ZM191 137V138H190ZM200 137V138H199ZM208 137V138H207ZM30 139V143H29V141L27 142V140H25V139ZM139 138V139H138ZM145 138V139H144ZM160 138V139H159ZM163 138V139H162ZM12 140V142H11V140ZM24 139V140H23ZM32 139H33V142H31L32 141ZM144 139V140H143ZM177 139V140H176ZM179 139V140H178ZM197 139V140H196ZM202 139H204V140H202ZM205 139H207V141L205 140ZM19 140H21V142L19 141ZM146 140V141H145ZM161 140H163V142H161ZM171 140V141H170ZM193 140V141H192ZM145 143H144V142ZM152 141H154L153 143H152ZM157 142V144H156V142ZM205 141V142H204ZM209 141V142H208ZM20 142V143H19ZM25 142H27V143H29V144H27L26 143V145H25ZM159 142V143H158ZM172 142H174V143H172ZM198 142H200L199 143V145H198ZM13 143V144H12ZM24 143V144H23ZM34 145H36V146H33V144ZM36 143V144H35ZM140 143H141V146H140ZM162 143H164L165 145H163ZM203 143H204V145H203ZM5 144V145H4ZM21 144H23V146H21ZM156 144V145H155ZM178 144H180V145H178ZM207 144V145H206ZM212 144V143H211ZM240 144V143H239ZM8 145V146H7ZM25 145V146H24ZM28 145V146H27ZM174 145V146H173ZM177 145V146H176ZM194 145H196V146H194ZM201 145V146H200ZM210 145V146H209ZM33 146V147H32ZM148 146H150V148L148 147ZM154 146H155V148H154ZM171 148H170V147ZM176 146V147H175ZM207 146H209V148H207ZM230 146H232L231 147V149H232V151H234V153L235 154H237L236 156H237V158L239 157V152L236 150V148L238 147V145H235V144H233V143H229V147ZM4 147V148H3ZM175 147V148H174ZM177 147H179V148H177ZM198 147V148H197ZM27 148V149H26ZM31 148H33V149H31ZM63 148V149H62ZM61 149H59L58 150V153H57V155L61 158V160L63 161V162H70V161H72V160H75V159H77V154H76V152L73 150V151H71V149H68V148H64V147H62ZM145 148L147 149V150H145ZM187 148V149H186ZM205 148H206V150H205ZM216 148V149H215ZM258 148L260 149L261 147H259L258 146ZM258 148H255L254 149V152L256 153V155L257 156H260V152H261V149L259 150ZM4 150V153H5V155H4V153H3V150ZM11 150V152H9L10 150ZM14 149H16V150H14ZM20 150V151H18V150ZM142 150V151H139V150ZM154 151V153L151 151ZM164 149V150H163ZM169 149V150H168ZM171 149H173V150H171ZM180 151H179V150ZM185 149V150H184ZM196 149V150H195ZM7 150V151H6ZM24 151L23 153H22V155H21V152L22 151ZM149 150V152H147ZM178 150V151H177ZM207 150L210 152V153H208L207 152ZM258 150V151H257ZM60 151H62V153L60 152ZM162 151V152H161ZM201 153H200V152ZM212 151V152H211ZM232 151H231V153H232ZM7 152V153H6ZM20 152V153H19ZM26 152V153H25ZM63 152H65L64 154H66V155H68V154H70V155H68V157L69 158H67L66 157V155H63ZM160 152V153H159ZM165 152V153H164ZM178 152V153H177ZM185 152V153H184ZM194 152H198V153H194ZM206 152V153H205ZM218 152V156L216 155V153ZM221 152V151H220ZM258 152V153H257ZM12 154V156H11V154ZM14 153V154H13ZM38 153V154H37ZM150 153V154H149ZM188 153V154H187ZM214 153L215 154V156H214V154L212 155V154ZM231 153H229V155L231 154ZM234 153H232V155H233V157H235L236 158V156L234 155ZM17 156H16V155ZM24 154V155H23ZM26 154V155H25ZM122 154L124 155V156H122ZM155 154V155H154ZM164 155V154H167V155H165V156H162V155ZM183 154H186V157H185V155H184V157L182 156ZM206 156H205V155ZM10 155V156H9ZM18 155H20V156H18ZM36 155V156H35ZM72 155V156H71ZM142 155V156H141ZM156 155H157V157H156ZM159 155H161L162 157H164V158H166V159H164V158H162V159H160V157L161 156H159ZM192 155V156H191ZM212 155V156H211ZM229 155H227L228 157H230V158H233V157H231V155L229 156ZM4 156H6V157H4ZM13 156L15 157V158H17V157H19V158H17L18 159V161H17V159H13ZM22 156V157H21ZM75 156H76V158H75ZM136 156V157H135ZM139 156V157H138ZM151 156V157H150ZM159 156V157H158ZM171 156V157H170ZM173 156H175V157H173ZM179 156H182V158L181 157H179ZM194 156V157H193ZM197 157V160H196V157ZM12 158V160L11 159H9V158ZM20 157H21V159H20ZM36 159H35V158ZM124 157H130V158H124ZM205 159H203V158ZM8 158V159H7ZM28 158V159H27ZM138 158V159H137ZM169 158V159H168ZM172 158H173V160H172ZM180 158V159H179ZM212 158H215V159H212ZM234 158V159H235ZM3 159V160H4ZM20 159V160H19ZM68 161H67V160ZM71 159V160H70ZM128 159V160H127ZM130 159H132V160H130ZM177 159V160H176ZM209 159H210V161H209ZM9 160V161H8ZM11 160V161H10ZM23 161V162H25V164L23 163V162H21V164L19 165L18 163H20V161ZM26 160H28V162H26ZM38 160H39V162H38ZM141 160V161H140ZM154 160V161H153ZM176 160V161H175ZM200 160V161H199ZM206 160H207V162H206ZM211 160H216V161H211ZM9 163H8V162ZM16 163H15V162ZM118 161H119V164H118ZM136 161V162H135ZM140 162V163H138V162ZM168 161V162H167ZM174 161H175V164H174ZM190 161H191V163H190ZM193 161V162H192ZM220 161V162H219ZM14 163V165L16 164V165H19V166H13V163ZM29 162H31V163H29ZM136 164H135V163ZM154 162V163H153ZM166 162V163H165ZM178 164H177V163ZM182 162V163H181ZM185 162V163H184ZM187 162V163H186ZM196 162H202V164L201 163H199V165H198V163H197V165H198V167H197V165L195 164ZM206 162V163H205ZM212 162V163H211ZM219 162V163H218ZM8 163V165H7V168L5 167V165ZM170 164V165H165V164ZM184 163V164H183ZM188 163H190L189 165H193V166H189L188 165ZM23 164H24V167H23ZM26 164H30L29 165V167H28V165H26ZM44 164V165H43ZM47 166H46V165ZM121 164V165H120ZM126 164V165H125ZM164 164V165H163ZM171 164L173 165V166H171ZM177 164V165H176ZM183 164V165H182ZM212 164V165H211ZM35 165V166H34ZM128 165V166H127ZM131 165H132V168H131ZM134 165V166H133ZM179 165V166H178ZM217 165V166H216ZM20 166H22V167H20ZM26 166V167H25ZM33 166V167H32ZM38 166V167H37ZM46 166V167H45ZM137 168H136V167ZM140 166V167H139ZM163 166H164V168H163ZM165 166H171L172 168L173 167H175V169H174V173H177V174H179L180 175V177H185V178H183V180L185 179V181H183L182 180V178H180L179 177V175H177V174H172V176H173V178L175 179V177H176V179L178 180H173L174 181V186H178V187H175L174 189L176 190V191H178L177 189H180L179 187H181V186H183L182 188H184V186H185V188H184V192H186V193H188V194H190V192L192 193V194H190V195H188V196H190L189 197V200H193L194 201V203L196 204V208H200V209H195V210H193L192 211V214H191V216H193V218H191L190 216H188V215H190V211H187V210H184V211H182L180 208H177L176 206L177 205H175V197H170V195H167L168 193L165 191V190H163V191H161L160 189H159V186L158 185H160L162 182H164V180H162V179H164V178H166V176L164 175V176H161V173H164V174H166L165 172H167V167H165ZM182 166V167H181ZM196 166V168H194ZM207 166V167H206ZM6 169H5V168ZM11 167H12V169H11ZM28 167V168H27ZM32 167V168H31ZM122 167V168H121ZM128 167V168H127ZM131 169H130V168ZM178 167V168H177ZM179 167H180V169L184 172H181V170L179 169ZM188 167H190L188 170H187V168ZM15 168V169H14ZM18 168V171H20V172H18L16 169ZM25 169L24 171L25 172H23L22 170L23 169ZM32 169V171L31 170H29V169ZM37 168V169H36ZM136 168V169H135ZM145 168V169H144ZM166 168V169H165ZM259 168H260V170L262 169V164L260 163V162H258V166H257V171L255 172V174H253V177H247V175L245 174L244 175V180L246 181L244 184V186H243V191L241 192L242 193V198L244 199V201H251V203H252V201H253V199H255L256 201L257 200H259L260 198V196H261V194H262V183H261V175H262V171H260L259 170ZM21 169V170H20ZM28 169V171H26ZM35 169H36V171H35ZM143 169V170H142ZM178 169H179V172H178ZM184 169L186 170V172L184 171ZM198 169L200 170V171H198ZM209 169H208V171H209ZM8 171V173H7V171ZM41 170V171H40ZM76 170V171H75ZM78 170V171H77ZM166 170V171H165ZM195 170H197L198 172H196ZM205 170V171H204ZM11 171H12V173H11ZM15 171V172H14ZM35 173H34V172ZM75 171V173H73ZM122 171V172H121ZM128 171V172H127ZM132 171V172H131ZM155 171V172H154ZM157 171V172H156ZM164 171V172H163ZM176 171V172H175ZM27 172V174H28V172L30 173V172H33V173H31L30 175H27L26 174V176H25V173ZM77 172V173H76ZM125 172H127L126 173V175H128L127 177L129 178H127L126 177V175H124L125 174ZM141 172H143V173H141ZM153 172V173H152ZM181 172V173H180ZM259 172H261V174L259 173ZM156 173H158V174H156ZM191 173V174H190ZM196 173V174H195ZM7 174V175H6ZM20 174V175H19ZM74 175V176H72V175ZM120 174H121V176H120ZM142 174V175H141ZM183 176H182V175ZM186 174V175H185ZM199 174H202V175H199ZM12 175H14V177L12 176ZM17 175V176H16ZM71 175V176H70ZM130 175V176H129ZM145 177H144V176ZM154 175H157V176H154ZM163 175V174H162ZM175 175V176H174ZM185 175V176H184ZM187 175H188V177H187ZM194 175V176H193ZM23 176H24V182L23 181H21L22 179H23ZM63 176V177H62ZM65 176V177H64ZM68 176L72 179H69L68 178ZM77 176V177H76ZM84 176V177H83ZM86 176V174H85V172L79 167V166H75L74 167V169L72 170V172L70 173V174H67V175H63V173H61L60 174V178L62 177V179H65L66 180V177L68 178L67 180H69V182H71L70 183V185H74L75 183H77V182H80V181H85V180H87L88 178H87V176ZM134 176H138V177H134ZM73 177H74V180H73ZM132 177V178H131ZM142 177V178H141ZM154 177V178H153ZM200 177H202V179L200 178ZM250 178L249 180H247V178ZM7 178H9L8 179V181L9 182H7ZM15 179V182H12V181H14V179ZM19 178H22V179H20L19 180ZM77 178H79V179H77ZM82 178H83V180H82ZM85 178V179H84ZM145 178H146V180H145ZM140 180V182H138L137 180ZM155 179V180H154ZM187 179H189V180H187ZM191 179V180H190ZM198 179V180H197ZM76 180H78L77 182H76ZM143 180V181H142ZM149 180V181H148ZM152 180V181H151ZM199 180H201V181H199ZM6 181V183H4ZM18 181V182H17ZM137 181V182H136ZM151 181V182H150ZM162 181V182H161ZM74 182V183H73ZM132 182V181H131ZM151 184H150V183ZM154 182H156V183H154ZM177 182H179V183H177ZM9 183V184H8ZM12 183V184H11ZM20 183V184H19ZM24 185V186H22V184ZM73 183V184H72ZM188 183V184H187ZM194 185H193V184ZM202 183V184H201ZM248 183V184H247ZM17 184H19V185H17ZM28 184V185H27ZM138 184V185H139ZM149 184V185H148ZM155 184H157L156 186H155ZM164 184V183H163ZM179 184V185H178ZM180 184H181V186H180ZM246 184L247 185H249V186H247L246 187ZM252 184V185H251ZM5 185H7L6 187H5ZM10 187H9V186ZM11 185H12V189L15 191H13L12 189H11ZM13 185H16V189H15V186H14V188H13ZM140 185H142V184H140ZM145 185H147V186H145ZM151 185V186H150ZM190 187H189V186ZM196 185V186H195ZM251 185V186H250ZM3 186L5 187L4 189H3ZM18 186V187H17ZM22 186V187H21ZM186 186H187V189H186ZM191 186H192V188H191ZM207 186H208V188H207ZM253 186V192H256V193H254V195L256 196H253V195H251L252 193V187ZM9 187V188H8ZM21 187V188H20ZM146 187V188H145ZM150 187V188H149ZM152 187V188H151ZM154 187L157 189L158 188V190H160L161 191V193H160V191H156V189H155V191H154ZM194 187H196V188H194ZM204 187V188H203ZM244 187H246L247 188V190H249V193H247L248 191L244 188ZM251 189H250V188ZM7 188H8V190H11V191H13L14 193H15V195L16 196H18L19 194V198L18 197H16L15 198V196H14V193L13 192H11V194H10V191L8 192L7 191ZM142 188V189H143ZM249 188V189H248ZM255 188L257 189V191L255 190ZM22 189V190H21ZM143 189V190H144ZM151 189L153 190V191H151ZM191 189V190H190ZM198 189V190H197ZM201 189H203V190H201ZM206 189H208V190H206ZM236 189H238L237 187H236ZM27 191V193H26V191ZM186 190V191H185ZM189 190H190V192H189ZM206 190V191H205ZM255 190V191H254ZM5 191H7V192H5ZM18 191V192H17ZM21 191V192H20ZM245 191H247L246 193L247 194H244V192ZM251 191V192H250ZM23 192H25V193H23ZM158 192H159V194H158ZM164 192V193H163ZM165 192L167 193V194H165ZM209 192H211V193H209ZM7 193V194H6ZM18 193V194H17ZM164 194V196H163V194ZM193 193H194V195H193ZM205 193V194H204ZM257 193H259V194H257ZM8 194L9 195H12V196H9V202L8 201H6V199L8 198ZM24 194H26V195H24ZM34 194H35V197H34ZM160 194H162L161 196H160ZM197 194V195H196ZM206 194H208V195H206ZM257 194V195H256ZM23 195H24V197H23ZM37 195V196H36ZM157 195V196H156ZM167 195V196H166ZM186 195V197H188L187 196V194H185ZM247 195V196H246ZM249 195H251L252 197H253V199L249 196ZM258 195H259V197H258ZM3 196V197H2ZM14 196V197H13ZM124 196H126V197H124ZM142 198H141V197ZM155 196L157 197V198H155ZM158 196H160V198L158 197ZM169 196V197H168ZM249 196V197H248ZM6 197V199H4ZM11 197V198H10ZM22 197H23V200H22ZM37 197V198H36ZM123 197V198H122ZM168 197V198H167ZM248 197V198H247ZM255 197V198H254ZM15 198V199H14ZM124 198H126L125 199V201L123 200ZM148 198H149V200H148ZM154 198V199H153ZM159 198V199H158ZM205 198V199H204ZM209 198V199H208ZM14 201H13V200ZM152 199V200H151ZM163 199V200H162ZM196 199V200H195ZM249 199V200H248ZM2 200V201H1ZM8 200V199H7ZM12 200V201H11ZM15 200H18V202L19 201H21V202H19V204L21 205H19ZM122 200L124 201V202H122ZM142 200H144V201H142ZM160 200V201H159ZM167 200H168V202H167ZM170 200V201H169ZM203 202H201V201ZM147 201V202H146ZM207 201H208V203L209 204H207ZM210 201H212V203L210 202ZM256 201H255V203H256ZM28 204H27V203ZM125 202H126V204H127V206H126V204H125ZM142 202V203H141ZM150 202V203H149ZM156 202V203H155ZM165 202H167V203H165ZM170 202V203H169ZM254 202V201H253ZM5 203V204H4ZM17 204V207H16V204ZM30 203V204H29ZM145 203V204H144ZM158 203V204H157ZM165 203V204H164ZM169 203V205H166V204H168ZM173 203H174V207L172 206L173 205ZM210 203H211V205H210ZM123 204V205H122ZM124 204H125V207H124ZM143 205V207H142V205ZM172 204V205H171ZM4 205V206H3ZM15 205V206H14ZM147 205V206H146ZM212 205H213V207H212ZM9 206V207H8ZM24 206H27V207H24ZM56 206V205H55ZM54 205L52 206V207H50V210L51 211H49L48 213H51V212H53V213H51V214H53L55 217L58 215L57 214V212H55V210L57 211V208L55 207ZM138 206L139 207H141V209L139 210H137V208H138ZM146 206V207H145ZM11 207H12V210L13 211H15L18 207H20V210H18V211H20V212H13L12 210H11ZM126 207H127V212H126ZM136 207V208H135ZM213 208V209H212ZM6 209V208H5ZM23 209V211H24V213L22 212L21 214H20V222L19 223H21V222H23V220H25L26 222H27V220H28V213L27 214H25L26 212H27V210L28 209H26V210H24ZM163 209V210H162ZM167 209H169L168 210V212H167ZM171 209H173V210H171ZM180 209V210H179ZM203 209V210H202ZM13 212H11V211ZM53 210V211H52ZM142 210H144V211H142ZM160 210V211H159ZM171 210V211H170ZM196 210H198V211H196ZM202 210V211H201ZM208 210V211H207ZM149 213H148V212ZM173 211H175L176 212V215H178V216H181V217H179V219L177 218V216H175V212H174V214H173ZM180 213H179V212ZM203 211H207L208 212V214H206L205 212L204 213H202ZM28 212H29V210H28ZM129 212H130V214H129ZM142 212V213H141ZM147 214H146V213ZM164 212V213H163ZM167 212V213H166ZM178 212V213H177ZM186 212V213H185ZM188 212H190V213H188ZM194 212V213H193ZM196 212V213H195ZM198 212V213H197ZM199 212H201V213H199ZM214 212V213H213ZM255 212V211H254ZM136 213V214H135ZM162 213V214H161ZM183 213V214H182ZM185 213V214H184ZM188 213V214H187ZM215 213L217 214V215H215ZM233 213V214H232ZM2 214V215H1ZM22 214H23V216H22ZM51 214H48L49 215V217H50V219L49 220H55V219H57L58 220V216L55 218L53 215H51ZM72 214V213H71ZM70 214V215H71ZM126 214V215H125ZM137 214H139V215H137ZM149 214H151V215H149ZM160 214H161V216H160ZM186 214H187V216H186ZM197 214V215H196ZM204 214H206V216L204 215ZM237 214V213H236ZM68 216L67 217V221H66V224H68V219H69V223H71V225L69 224L68 226L65 224V227L64 228H66V226H67V228H66V230H68V231H66L64 228H63V230H65V232L63 233L62 231H61V233L59 234V236H58V238L62 241L61 243L63 244L65 241H66V239H67V236H68V234L69 233H66V232H69L70 230V228H71V226H72V224H73V222H74V219H75V216L72 214L71 216ZM135 215V216H134ZM169 215V216H168ZM204 215V216H203ZM210 215H212V217L210 216ZM4 213H2L1 212V210H0V218H1V220H4V221H7V220H5L6 219V215L4 216ZM17 217L19 216V215H16ZM25 216V217H24ZM53 216V217H52ZM144 216V217H143ZM146 216V217H145ZM163 216V217H162ZM164 216H166V217H164ZM173 216V217H172ZM199 216V217H198ZM207 216H210V217H207ZM217 217V220H216V217ZM236 216H238V217H236ZM248 216H249V218H248ZM3 217V218H2ZM24 217V218H23ZM121 217V220L119 219ZM126 217V218H125ZM137 217V218H136ZM149 217V218H148ZM235 217L236 218H239V221L237 222V224L239 223H244V221H249V222H245L246 224H247V228L249 229V231H248V229H244V225H246V224H243V225H237V224H235L236 223V221L238 220V219H236L235 220ZM22 218H23V220H22ZM27 218V219H26ZM71 218H73V219H71ZM122 218H124V219H122ZM135 218V219H134ZM138 218H139V220L140 221H138ZM143 218H145L144 220H142ZM156 218V219H155ZM159 218V219H158ZM169 218V219H168ZM181 218V219H180ZM187 218H190V219H188V220H186L185 221V219H187ZM198 218V219H197ZM201 218V219H200ZM209 218V219H208ZM212 218V219H211ZM220 218V219H219ZM221 218H224V220L227 222V224H226V222L225 221H223ZM29 219H31V220H29L30 222L31 221H33V219L32 218H29ZM147 219V220H146ZM160 219H161V221H160ZM167 219H168V221H167ZM174 219H176V220H174ZM184 219V220H183ZM232 221H231V220ZM0 220V221H1ZM22 220V221H21ZM119 220H120V222H119ZM123 220H125V222H123ZM135 220H137V222H140V224L138 223V224H136L137 222L135 221ZM151 220V221H150ZM179 222H181V223H179ZM181 220V221H180ZM193 220H194V223H193ZM196 220V221H195ZM206 220V221H205ZM211 220V221H210ZM216 220V221H215ZM250 220H251V222H250ZM27 222L28 223V225H27V223L26 222H24L28 227H31V226H33V225H35V222L33 221V223L31 224L30 222ZM35 221H36V219H35ZM72 221V222H71ZM136 223H135V222ZM147 221H149V222H147ZM182 221L184 222H186V223H184L185 225H182L183 223H182ZM191 221H192V223H191ZM202 221V222H201ZM213 221V222H212ZM215 221V222H214ZM3 222V221H2ZM2 222H1V224H2ZM53 223L55 222V221H52ZM200 222V223H199ZM208 222H210V223H208ZM218 222L220 223V224H218ZM223 222V223H222ZM224 222H225V224H224ZM235 222V223H234ZM6 222H4L3 223V225L5 224ZM22 224L21 223V226H24V227H27V226H25V224ZM29 223H30V225H29ZM147 225H146V224ZM166 223V224H165ZM178 223V224H177ZM203 223V224H202ZM206 223V224H205ZM222 223V224H221ZM232 223H233V225H232ZM249 223H251V224H249ZM141 224H143V226H141ZM188 224H190L189 226H188ZM217 224V225H216ZM223 224L227 227H224L223 226ZM234 224L236 225V226H240V228L238 227V230L236 229L237 227H235L234 226ZM3 225H0V232H1V226H3ZM5 225H7V224H5ZM140 225V226H139ZM145 225V226H144ZM153 225V226H152ZM157 225V226H156ZM166 225V226H165ZM182 227H181V226ZM212 225V226H211ZM218 225H222L219 229H218ZM232 225V226H231ZM253 225V226H252ZM170 228H169V227ZM184 226V227H183ZM186 226H187V229H186ZM191 226V227H190ZM193 226V227H192ZM199 226H200V228H199ZM212 228H211V227ZM250 226H252V227H250ZM255 226V227H254ZM3 227H5V226H3ZM2 227V228H3ZM70 227V228H69ZM167 227V228H166ZM173 227V228H172ZM181 227V228H180ZM208 227V228H207ZM234 227V228H233ZM143 228H145V230H143ZM154 228V229H153ZM185 229V231L186 232H183V230ZM189 228H190V231H189ZM201 228H203V229H201ZM218 230H217V229ZM221 228H224V229H222L223 231H221ZM251 228V229H250ZM253 228H255V230H254V233H252L253 232ZM14 230H15V228H13ZM149 229H151V230H149ZM181 229V230H180ZM236 231H235V230ZM243 231H242V230ZM131 230V231H130ZM136 230V231H135ZM159 230H161V231H159ZM198 232H196V231ZM199 230V231H198ZM208 230H209V232H208ZM226 230H228L229 232H227ZM235 232H238V233H235ZM171 231V232H170ZM200 231H202V232H200ZM220 231V232H219ZM234 233H232V232ZM242 231V232H241ZM15 232V234H17L16 233V230L14 231ZM13 232V233H14ZM167 232V233H166ZM197 234H196V233ZM221 232H223V233H221ZM225 232V233H224ZM239 232H240V234H239ZM62 233L65 235V236H63L62 235ZM67 235H66V234ZM135 233V234H134ZM137 233V234H136ZM185 233H187V234H185ZM148 234H149V236H148ZM155 234V235H154ZM183 234V235H182ZM193 234V235H192ZM164 235H166V236H164ZM171 235V236H170ZM188 235V236H187ZM227 236V237H225V236ZM236 236V238H235V236ZM179 236V237H178ZM184 236V237H183ZM191 236V237H190ZM61 238H63V239H61ZM132 238V237H131ZM130 238V239H131ZM132 238V239H133ZM161 239V240H159V239ZM229 238V239H228ZM239 238V239H238ZM58 239V240H59ZM152 239H154V240H152ZM186 239V240H185ZM193 239V240H192ZM228 239V240H227ZM152 240V241H151ZM159 241V242H158ZM182 241V242H181ZM184 241V242H183ZM192 241V242H191ZM60 242V241H59ZM58 242V243H59ZM190 242V243H189ZM236 242V243H235ZM181 243V244H180ZM193 243V244H192ZM197 243V244H196ZM60 244V243H59ZM61 244V245H62ZM155 245V247H154V245ZM177 245V246H176ZM194 245H195V247H194ZM153 246V247H152ZM166 246V247H165ZM249 247H250V249H249ZM163 248V249H162ZM185 248V249H184ZM243 248H246V249H243ZM151 249V250H152ZM190 249V250H189ZM192 249V250H191ZM253 249H255V250H253ZM155 250V251H154ZM158 251V252H157ZM165 251V252H164ZM155 252V253H154ZM181 252V253H180ZM258 252V253H257ZM26 253H30V252H26ZM25 253V254H26ZM255 253H257V254H255ZM147 254V256H149ZM153 254V255H152ZM177 254H178V256H177ZM258 254H260V255H258ZM27 255V254H26ZM31 254H29V256H30ZM122 255V256H121ZM157 255V256H156ZM160 255V257H158ZM25 256V255H24ZM28 255L27 256H25V258L24 259H21V261L22 260H24V261H26V257H28L29 258V260H28V258H27V261L25 262L26 264L28 263V264H30V263H32V264H35L34 263V261H32V260H34L35 259V257H29ZM118 256H119V258H118ZM118 256L116 255L115 256V263L116 264H132V263H130V262H128L127 260H128V257H126L125 255H123V254H118ZM123 257V258H121V257ZM124 256H125V258L126 259H124ZM155 256V257H154ZM176 256V257H175ZM194 256V257H193ZM196 256V257H195ZM153 257V258H152ZM182 257H184L183 259H182ZM33 258V259H32ZM40 258V257H39ZM187 258V259H186ZM31 259V260H30ZM158 259V260H157ZM160 259V260H159ZM192 259V260H191ZM99 260V259H98ZM100 260H102V259H100ZM100 260H99V262H100ZM118 260H119V262H118ZM162 260H164V261H162ZM185 260H186V262H185ZM263 260V261H262ZM20 261V262H21ZM29 261V262H28ZM30 261H32V262H30ZM118 263H117V262ZM189 261V262H188ZM262 261V262H261ZM23 262V261H22ZM19 263L18 262V264H24V262L23 263ZM36 262V261H35ZM178 262V263H177ZM15 264V263H14ZM262 264H264V262L262 263Z\"/></svg>",
    "mask_w": 264,
    "mask_h": 264
}]
</instances>
